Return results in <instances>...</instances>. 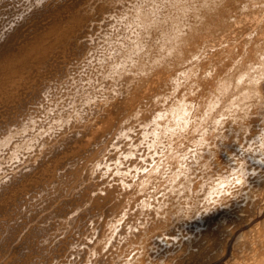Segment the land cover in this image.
Returning a JSON list of instances; mask_svg holds the SVG:
<instances>
[{"label": "bare ground", "instance_id": "1", "mask_svg": "<svg viewBox=\"0 0 264 264\" xmlns=\"http://www.w3.org/2000/svg\"><path fill=\"white\" fill-rule=\"evenodd\" d=\"M124 1L125 0H0V264H174L173 262H174L175 259H176V261H175L176 264H207V263L208 264H264V229L262 227L264 225V216L262 217L261 221H258L257 225L252 226L253 228L250 227L251 229H248V227L246 226L248 230H241L242 233H238L237 232L239 229H242V227H244V225H245L244 222H249V224L251 223V225H253L252 221L254 219L258 220V218L260 216L264 215V211H263L264 204H262V202L264 201V200L262 201V198L264 197V180L261 179L262 178L261 176H263L264 173L261 176H260L261 173L259 175H255V176H257L256 178H258V180L255 179V180L258 181V184H257L258 188H256L258 190H254L255 188H253V187L256 186V184H254L255 182L254 183L252 182L251 185L254 184L253 186H251L253 189L250 188L248 193L247 192L245 193V194H247L246 195L247 197L245 196V198L252 199L249 202L250 204H248L249 200L245 199L247 201L246 205H244L241 202L243 204V208L241 206L238 207L240 209L236 210V208H235L236 211H238V210L240 211L239 213H241V212H243V213L238 214V212H237V215L231 214V217H234L232 219H235V220H232L233 223H235V225H232V226L229 225V226H230V228L231 227L234 228L233 226H236L235 229H229L228 228V230L227 229L223 230V228L221 227L220 224L224 220H221V222H220L218 218L214 217L215 213L213 214L210 211H208L206 213V211H207V209L209 207H207L206 210H204L205 214L201 213V211H203V210H201V208H200L201 211L197 212V214H196L197 215V220L199 218L198 224L200 223V225H198L196 223V226H194L193 224H192V226H189L190 223H191L190 222L191 221V217L188 215L189 218H190L189 225H187L185 223L184 224L189 226V227H195L193 229L195 231H193V232L191 231L192 233L190 231H186V227L187 226H185L184 224H183L184 227H181L180 230L183 229L184 231L191 233L194 236V237L192 236L193 237L192 240L194 239L193 241H190L191 240V234L185 233V235L188 236L187 238H189V236H190L189 241L194 243L196 246L198 244L201 245V246L198 245L199 249H197L196 246L193 245L196 248L195 252H193V250H192L193 253L190 252L191 251L190 249H193V248H191V246H189L190 247V249H189L190 251H188V252H190L191 254L189 255L190 257L187 256L188 258H186V256H185V259H184V257L182 258L183 255L181 256V254L179 255L178 253H177L178 256L176 255L177 257H174L175 254H176L175 250L173 252L172 249H169V250H172L171 251L172 254L175 253L173 256H171V254H168L167 252H165L166 250L164 248V245H163V249H160V247H159V250H160V252L165 250L164 251L165 253L164 254L157 253L156 252L157 251L156 247L158 248V244L160 245V243L156 244L157 246L156 245L154 246V248H155L154 250H156V251L152 250L151 249L152 247L151 248L149 247V246H153L152 243H151V245L148 246V248L146 247V249H147L146 250L144 248V246H146V245H144L143 241H144V239H146V240L148 239L149 232L151 233V231H152V230L148 231L149 230L148 228L150 227L151 229H153L152 227L156 226L155 224H153L154 226L151 224L154 221L149 222L147 220L149 222V224L152 225V227L148 226V223L146 221H142L143 217H140V216H139V218H141V221L138 219L139 220L138 222L140 224L139 223L137 224V221L132 222V220L135 218L134 216L137 215V217H138V214L133 216L132 213H131L132 211L131 212L129 211V210H131V209H128V206H129V203H130V199L128 198L129 200H127V199L121 197V195H116L115 192L113 191V190H116V189H114L113 187H108L109 185L108 186L106 185L108 183V181H105V179H106L107 174H111L110 171L116 170V173L120 174V175H118V174L115 173L116 177L118 175V176H120L122 178L124 176L122 174H126L128 172V175H129L130 172L133 173V170H131L132 169L131 166H132L133 163L130 162L129 167H127V168L125 167L127 164L125 166H124V164H125L126 161L128 163V160L131 161V160L135 159L133 156L138 153L139 150H137V147L139 148L140 144H136L137 140L133 141V142L131 141V140H135L134 139L135 132L130 133V131L131 130L132 131H136L137 130L136 129L137 126H135V130H133L135 123L133 125H131L129 123H130V119H132V122H133V118L136 119L137 121L139 120L140 117L137 118L138 114H139L138 111L142 110V112H143V108H145V110H146V107H144V105H143V108L141 110L138 109V105H137V109H138V111H137V109H135L136 107H133L135 104H133V106H132V104H130V105L125 104V100H127V99L123 100L124 102H122V100L120 99V101L122 103L121 102L120 103L116 102V104L115 103L113 104L111 101H114L115 99L112 100V98H115L117 95L122 94L120 92V90H121L120 86L122 84L119 85V84H117L116 81L118 79H120L121 77H123V76L125 77V79H126V76H128V77L132 76L131 73H133V72L136 73V76L138 75V73L139 74H147V73L149 74L154 69H155L154 70V72H155L156 69H158L159 66L161 67L162 66L161 64L164 61H166V60L163 61V59H165L164 57L171 58L170 56H173V54L175 55L176 53H178L177 50H179L180 47H181V46L179 47V45L186 39V33H187L186 31H184V30H186V28L183 30V27L186 25V23H185V25L183 27L181 26L180 23H183L182 22L183 21V19H182L183 17L182 16L185 14V12H187L186 9L189 8L188 4L191 3V2L189 3L190 0H159V1L158 0L157 1L156 0H141V1L136 2V3H135V0H132V1L128 0V1L131 2V4H132L133 1L135 3V4H133L131 6L132 11H130L129 9H126L127 7L125 5H124L125 7L123 6V4H125ZM128 1H127V4H129ZM197 1L198 0H196V2ZM201 1L203 2V4H201V5L204 8L202 10H200L201 9L199 7L200 5L196 6L197 4H196V2L194 0L193 2H195V4H196L195 6L199 7L200 11L198 9H196V10H198V12L195 11L194 10L195 7L192 6L194 8L192 10L193 13H189V14H194V11H195L196 12L195 16L196 15H198V16L197 17L194 16V17L196 19H198V20L203 19L205 16L210 15V14H212L214 12H218V9L220 8V6L222 4L224 5L225 4L224 2H226V0L225 1L224 0H201ZM201 1L199 3H201ZM234 1H236V0H234ZM234 1L232 0V2L231 1L230 2L233 4ZM254 3H252V4H254ZM162 4H163V7L165 6L166 7L165 9L168 10V11H165V12H168V13L167 14L165 13V15H163L162 18H164L166 21L168 20V22H166L164 19H161V17H160L161 14H164V13H159V12L160 11L162 12V10L164 8L162 7V10H160L158 12V10L161 9V7L159 8V5L162 6ZM263 4H264V2H263ZM223 5H222V7H224ZM244 5L246 6V4H244ZM119 6L124 7L126 10L124 8H123L124 10H121V7H119ZM250 6H251V4H250ZM117 8H119V9L117 10L118 12L116 13L115 10ZM242 8H244V7H242ZM225 9H226V6H225ZM236 9L237 8H235V10ZM260 9H261V7H260ZM190 11L191 10H189L188 12H190ZM201 11H203V12H201ZM222 11H223V9H222ZM254 11L255 10H253V12ZM188 12L186 13L187 15H189ZM114 13H116V14L114 15ZM220 13H222V12L220 11ZM256 13H257V11H256ZM158 14L160 16H158ZM186 14H185V16H186ZM256 15L258 16V14H256ZM256 15L254 14V16H256ZM254 16L252 15L250 17L254 18ZM111 17L113 19L114 18L117 19V20L115 19L117 21V25H116V21L112 19L115 22L114 26H119V24H121L122 22L123 23L125 22L123 24V26H125L124 30H126V31L129 30V32L127 31L128 33H126L127 34L126 36H125V34H122V32H121L122 38H123V36L126 39L129 37L128 40H126L124 38L125 40L123 39L122 42L119 41V40H121V38H119L118 41H119V43H122V45L121 44L118 45V43L116 44V37L113 40V41H115L114 42L116 44L115 46H117V45L119 46L115 50L116 55H115V53L113 51L114 47L109 45V44H111L113 38H111L112 36L110 37L109 36L110 33H108V32H113V30L116 31L115 29H113V30L111 29L112 31L111 30H107V31L105 30V33L102 34L104 36H99L98 37V38L102 37L103 41L106 42L105 43L106 45H102L103 47L105 46L104 49L101 48V49H103L102 51L100 50V48L98 49L99 51H97V47L98 46L100 47L101 44H103V41H98L99 39L96 38L97 34H98L97 32L100 31L101 30L100 28L103 26L101 23L104 20H106V18H107V20H110ZM187 17H184V19L185 18L187 19ZM189 17H191V15ZM194 17H192V18H194ZM221 17L224 18V16H222V15H221ZM262 17H264V16L262 15ZM262 17L260 18L261 20H263ZM180 18L182 20H179ZM195 18H194V20H195ZM219 18H220V16H219ZM234 18H235V16H234ZM246 18L248 19L249 16H246ZM160 19L162 20V25H163L164 22L170 24V27H169V26H166L165 23H164V25L167 27V28H165V30L167 31L168 27L170 29L167 32L166 31L163 32V30H164V28H163L164 26H163L162 27L163 29L161 30L162 31L161 32L162 35L160 37V40H159V37L157 39V42L159 40V43L162 40L160 47L162 49H164V51L160 47H158L159 43L157 44L156 42H154V40H153V42L155 44H153L152 42H148L147 41L148 42L147 43V42L143 41V39L145 40L147 38V37H145V34L148 35L149 31H152L151 30L152 27L155 26L156 29H157V27L160 29V27H159V24L161 23V21L159 23ZM216 19H218V18H216ZM225 19H226V17H225ZM247 19H244V20H247ZM123 20H125V21H123ZM198 20H195V21L198 22ZM213 20L216 22L215 19H213ZM213 20L211 19L212 22H213ZM232 20H233V18L231 19V21ZM236 20H237V18H236ZM257 20L261 21L259 19H257ZM120 21H122V22H120ZM202 21H201V25L200 26L204 25V24L202 25ZM223 21H224V19H223ZM234 21H235V19L232 22H234ZM237 21H235L234 25H237L236 24ZM252 21L253 20H251V22ZM105 22L106 21H104V23ZM196 22L195 23L194 22H190V23H187V24H190L189 26H191V29H192V26L194 24H196ZM229 22L230 21L228 19V23L227 24L223 23V24L228 25ZM191 23H194V24L191 25ZM207 23H209V22H207ZM237 23H240V22H237ZM248 23H250V22H248ZM262 23H263V21L260 24L263 25ZM199 24H200V21H199ZM109 25H111V24H109ZM162 25L160 24V26H162ZM229 25H231V24H229ZM252 25H253V22H252ZM186 26H188V25H186ZM197 26H198V24H197ZM211 26H212V24H211ZM211 26H209V28ZM260 26H258L259 29H260ZM231 27L229 29L226 26V28H228L227 30L224 27L225 28L224 31L225 30L226 31L231 30ZM114 28H117V27H114ZM120 28L122 29V27H120ZM134 28H137V30L139 29V31L135 32ZM188 28L190 29V27H188ZM195 28H196V25L193 28V30ZM199 28H201V27H199ZM219 28H221V27H219ZM254 28H255V26L251 29V31L254 32ZM103 29H105V26H103ZM107 29H109V28L107 27ZM189 29L187 30L188 32H189ZM197 29L198 28H196L195 30L197 31ZM213 29H214L213 31H216V29L214 27H213ZM222 29H223V27H222ZM259 29H258V31L263 33L262 30H264V29H262V30H259ZM193 30H192V32H190L191 35L194 33ZM219 30H221V29H219ZM119 31L117 29L118 33H119ZM182 31H184V32H182ZM251 31H249L248 34H250ZM101 32H102V30H101ZM125 32L123 31V33H125ZM133 32H134V35H131ZM203 32H201V34H203ZM210 32H211V30H210ZM234 32H235V30H234ZM253 32L251 33L252 36H253ZM115 33L113 32V33H111V35L115 34ZM159 33H160V31H159ZM190 34L188 33V36ZM201 34L199 33V36ZM211 34H213V33H211ZM225 34H227V33H225ZM232 34H233V32L231 33V35ZM248 34L246 36L247 39H248ZM257 34L259 35V33H257ZM155 35H157V34H155ZM191 35L189 37L192 39L193 36L191 37ZM113 36H115V35H113ZM188 36H187V38H188ZM215 36H220V35L216 34ZM236 36H238V35H236ZM242 36H243V33H242ZM262 36H264V35H262ZM143 37H145V38H143ZM148 37H149V35H148ZM209 37H210V34H209ZM211 37H212V35H211ZM232 37H234V36H232ZM246 37H245V39H246ZM117 38H118V36H117ZM152 38H153V36H152ZM204 38L205 37H203V39ZM243 38H244V36H243ZM253 38H254V36H253ZM263 38H261V39H263ZM96 39H98V40H96ZM154 39H156L155 36H154ZM224 39L226 40L225 37L224 38L222 37V42H223ZM239 39H240V37H239ZM239 39H235V40H237V42H240V41H238ZM148 40H150V38ZM192 40L194 41V39H192ZM195 40L198 41V39H196V38H195ZM204 40H206V39H204ZM213 40L215 41V39H213ZM213 40H211V42ZM218 40H220V39H218ZM232 40H233V38H232ZM250 40L248 39V41H250ZM187 41L189 42V40H187ZM207 41H208V39H207ZM97 42H102V43L100 44V43H97ZM203 42H205V41H203ZM208 42H210V41H208ZM213 42H212V44H213ZM235 42H231V43H235ZM247 42L245 44H247ZM250 42L252 43L253 41L251 40ZM114 43L112 45H114ZM144 43H145V45H148L149 43H150V45L151 44L158 45V46H155V48L157 49V47H158L157 50H158V54L159 55L161 54V52H164V54H163L164 57H162L163 59L154 57V59L149 60V62L147 61V59H148L147 58L146 59V61L148 62L147 64H145L144 62H141L142 57H140V56H142V55H140L138 53L140 51L144 52V50H143V48H145L144 47L145 46ZM218 43H220V42L218 41ZM229 43H227V45ZM214 44L217 45V42L216 43L214 42ZM253 44H254V42H253ZM256 44L253 45V48H254V46ZM205 45H206V47L209 46L207 44H205ZM220 45L221 44H219L217 46H220ZM241 45H242V48H244L243 44H241ZM247 45H250V44H247ZM257 45H259V43ZM263 45H262V47H263ZM109 46L113 47V48H109ZM189 46H191V45L189 44ZM217 46H216V48H217ZM150 47L152 48V45ZM178 47H179V49H177ZM231 47H229V45H228L229 49ZM236 47H237V44H236ZM108 48H109V50L107 52ZM151 48L149 49V47L147 48V46H146L147 50H151ZM159 48L161 50L160 53H159ZM197 48L199 49L198 46H197ZM213 48H211V49H213ZM246 48H247V46H246ZM246 48H244V49L246 50ZM253 48H251V49H253ZM206 49L207 48H205V53L206 54L203 56L204 61H205V59H207L209 57V55L207 56ZM233 49H234V47H233ZM255 49H254V51H255ZM259 49H260V47H259ZM104 50H106V51H105V53H102L103 55H99L98 54V52H100V51L103 52ZM216 50L218 51V49H216ZM112 51H113V53H111ZM146 51L144 52V54L147 53ZM192 51H193V48H192ZM198 51H195V52H198ZM202 51H203V46L201 47V52ZM209 51H212V50H210V47H209ZM224 51L225 52L228 51V53L230 52V50H224ZM239 51L240 50H237V52H239ZM257 51H258V49H257ZM263 51H264V48H263ZM263 51H260V52H263ZM153 52H152V54H153ZM234 52L236 54V51H234ZM246 52H244V50H243V54H245ZM251 52H253V50ZM155 53H157V52L155 51ZM212 53H213V51H212ZM228 53H225V54H227V57H228ZM254 53L255 54H259V53H256V52H254ZM110 54H111V56H113V54H114V57H111L112 60L109 62L110 58L108 57V55H110ZM137 54L139 55L141 60H139L138 56H135ZM147 54L151 55V53H147ZM184 54L182 53V55H184ZM186 54H188V52ZM189 54H190V51H189ZM193 54H194V52L192 53V55ZM215 54H218V52L215 53ZM243 54H240V55L242 56ZM146 55H144L145 58H146ZM202 55H203V53H202ZM202 55H200V56H202ZM222 55H224V54H222ZM260 55H256L255 58L257 56H260ZM179 56H180V54H179ZM195 56L197 57V55H195ZM205 56H207V58H204ZM229 56H231V55L229 54ZM244 56L245 55H243V57ZM249 56H250V54H249ZM136 57H137L138 61L141 62V63L138 62V64H137ZM147 57H149V56H147ZM187 57L190 58V56H187ZM198 57L195 59V62H197ZM224 57H226V55H224ZM227 57H226L225 61H227ZM243 57H241V59ZM183 58H185V56ZM193 58H195V57H191L192 61L194 60ZM211 58H213V57H211ZM236 58H235V60H236ZM172 59L174 60L175 58L172 57ZM178 59H175V62H176V60L178 61ZM203 59L201 60V62L203 61ZM220 59L222 60L223 58H220ZM229 59H230V57H229ZM259 59H261V58H259ZM143 60H144V57H143ZM173 60H172V62H173ZM180 60H181V64H182V61L183 60L185 61L186 59L182 60V58H180ZM214 60H215V58H214ZM216 60H217V58H216ZM251 60H253V59H251ZM167 61H168V59H167ZM192 61L190 60L189 62L191 63ZM217 61H219V58H218ZM238 61L240 62V60H238ZM244 61L246 62L247 60H244ZM257 61H258V59H257ZM257 61H256V64H254V65L252 64L253 62L250 63V64H252L253 66H255L254 68H256V65H258ZM189 62H187V63H189ZM210 62H209V64H210ZM215 62H214L213 65L210 64L212 66V69H214V67H216V66H214ZM233 62H234V58H233ZM233 62L231 64H233ZM167 63H169V62H166L165 66H167ZM187 63L184 62V64H187ZM235 63H234V65H236ZM197 64L196 65L194 64V66L196 68H197V66H201V65H197ZM199 64H201V63L199 62ZM206 64H207V62L205 63V65ZM209 64H207V65H209ZM224 64L226 65V63H224ZM224 64L221 66L222 68H223ZM231 64H229V66ZM260 64L261 63L259 62V65ZM174 65H176V63H174ZM216 65L219 66V63L216 64ZM241 65H243V64H241ZM241 65H240V67H241ZM247 65H249V64H247ZM247 65H245V66H247ZM259 65L257 67L261 66V65L260 66ZM170 66L171 65H168L169 68H170ZM184 66L183 67L181 66V67L184 68ZM194 66H190V67H194ZM202 66H203L204 70L206 71V73H208L207 69L205 68L206 66L205 67H204V65H202ZM237 66H238V64H237ZM168 67H167V69H169ZM186 67H187V65H186ZM248 67L249 66H247V69H245L246 71L248 70ZM185 68H184V71L182 69H181L182 71L180 70L181 74H183V76H184V74H185V76L186 75L189 76L190 71H189V74H186L187 72L184 73L186 71ZM224 68H226V67H224ZM232 68H231V70H232ZM170 69H169V72H170ZM187 69L189 70L190 68H187ZM200 69L201 68H199V70ZM209 69H211V67ZM234 69L235 68H233V70ZM251 69H252L251 72H257V71L260 72L259 70L254 71L255 69L253 70L252 67H251ZM258 69H260L261 71H264L263 70L264 69V65H262L261 68H258ZM199 70L197 69V71H199ZM211 70H210V72L213 71V70L212 71ZM216 70L218 71L217 67H216ZM237 70L239 71V69H237ZM172 71H175V70H172ZM195 71H196V69H195ZM202 71H201V73H202ZM222 71H223V69H222ZM225 71H229V70H225ZM230 71H229V73H236L237 72L236 70H235V72H230ZM99 72H100L101 75L99 74ZM192 72H193V75L196 73V72L194 73V71H192ZM210 72H209V75L206 74L208 77L211 75ZM245 72H244V74H245ZM249 72H250V68H249ZM198 73L199 72L196 73L197 77L200 75V74L198 75ZM226 73H225V75L229 74V73L228 74H226ZM247 73H246V75H248L250 77V79L247 78V79H249L248 81L246 80L248 82V84H249V81L251 83H253L254 85H255V83L257 84V82L262 83V84L264 83V81L262 82V80H264V79L260 80L261 77H259L260 75L258 73L257 74L259 76L255 75V73H253V74L252 73H248L247 74ZM152 74L153 73H151V75ZM173 74H174V72H173ZM196 74H195V77H196ZM242 74H243V72L241 71V75ZM156 75H158V74H156ZM170 75H172V74H170ZM178 75H180V73ZM178 75L176 74L177 78L179 77ZM206 75H205L204 78H206ZM136 76L134 74L135 78H136ZM149 76L150 75H148L146 77H149ZM164 76H166V75H164ZM164 76H163V78H164ZM176 76H174V77H176ZM181 76L182 75H180V77ZM216 76H217V74H216ZM232 76H230V77L227 76V78H226V76L223 75V79H220V78H222V76H220V74H219L220 78L218 80H216L217 78L213 77V79L215 78L216 83H214V84L212 83L213 84V88L212 89H213V91L214 90L217 91L216 93L218 94V95H215V94L212 93V95H214V96H212L213 99L211 98L213 100V102H214V97L215 96L219 97L220 93H218V90L219 91L220 90L223 91L227 87L228 83L227 82L225 83V81H227V80H224V79H228V78L230 79ZM242 76L240 77V75H239V78H238V76H236L237 77L236 80H238V81L235 80L234 83H237V82L239 84L242 83L243 79H246L244 77V75H242ZM134 77H132V78H134ZM140 77L143 78L142 75L139 76V79H140ZM160 77H161V74H160ZM109 78L110 79H114V81L116 82L114 84L112 83L113 84L112 85L113 88H114L115 85L116 86L118 85L120 87V89H119V87H117V89H116V86H115V88L113 90L115 92L114 94H116L115 97L111 96V95H114V94L109 92V91H112L109 88L110 87L109 85H111L109 83H111V81L110 82L109 81H105L106 79L108 80ZM130 78H129V80H130L129 82H131L132 80H135V79H132V78H131L132 79L131 80ZM150 78H151V76H150ZM171 78L173 79V77H171ZM171 78H170V80H172ZM186 78H188L186 80H190L189 77L186 76ZM191 78H192V75H191ZM199 78L200 77H198L197 79H199ZM204 78H201V79L206 81L207 78L206 79H204ZM233 78H231V79H233ZM262 78H264V76ZM147 79L148 78H146V80ZM180 79H183V78H180ZM180 79H179L180 84L178 85V87H180L181 82L185 83V81H186L185 77L183 79L185 81H180ZM229 79H228V82L230 81V83H231V81H233V80H229ZM136 80H138V79L136 78ZM149 80H151V79H149ZM122 81L124 82L125 80H122ZM144 81H145V79L142 81L143 84H144ZM192 81H193V78H192ZM223 81H224V83H223ZM120 82H121V80H120ZM140 82H141V80H140ZM145 82H146L145 84H147V81H145ZM152 82H153V79H152ZM152 82L148 83V86L146 85L147 88L145 87L146 91L149 90L150 93H152L151 91L154 89L153 86H155V85H153L154 82L153 83ZM160 82L161 81L159 80V83ZM164 82L166 83L167 81H164ZM174 82H175V80H174ZM174 82H171V83H174ZM247 82H245V84ZM155 83L157 84L158 82L156 81ZM195 83H198L197 80L195 81ZM200 83H198V85ZM130 84L134 85L135 83H134V81H132L131 83H129V85ZM145 84L143 85V87L145 86ZM262 84H259V85H262ZM126 85H127V83H126ZM160 85H162V84H159V86ZM168 85H171V84L169 83ZM195 85L196 84H194V86ZM198 85H196V86H198ZM254 85L250 84L248 86L253 87ZM135 86H137V85L135 84ZM172 86H174V85H172ZM172 86H170L171 89H172ZM184 86H185V84H184ZM209 86L212 87V85H209ZM209 86H208V88H210ZM231 86H232V84H231ZM239 86L236 85V87L240 89ZM140 87H138V88H140ZM182 87H183V85H182ZM195 87H192V89L195 88ZM203 87H204V85H203ZM230 87L228 85L227 88L229 89ZM250 87H248V88L250 89ZM257 87H258V85H257ZM257 87H255V88H257ZM261 87H263V86H261ZM131 88H133V87L131 86ZM131 88L128 86L127 88H125V91H126V89H131ZM145 88H143V90ZM161 88H163V86ZM166 88H168V87L166 86ZM176 88H177V86H176ZM176 88H173V89L175 90ZM199 88H200V85H199V87H197V89H199ZM208 88H206V89H208ZM235 88H233V91H235ZM237 88H236V90H239ZM133 89L135 91H139V90H136L137 88H133ZM177 89L176 90L179 91V89H181V87L177 88ZM197 89L195 90L194 93H196ZM201 89H203V88H201ZM143 90H142V96H143ZM176 90L174 92H176ZM254 90H255L254 93L256 91H259L258 89L257 90L254 89ZM159 91H162V90L160 89ZM225 91H227V90H225ZM225 91H224V93H225ZM249 91H251L250 95L253 96V94H254L252 92L253 90H249ZM127 92L130 93L128 90H127ZM157 92H158V90H157ZM174 92L172 91L171 93H173V95H174ZM188 92L192 93V90L191 91L189 90ZM198 92H200V91H198ZM206 92H207V90H206ZM242 92L244 93L245 91L242 90L240 92L241 93L240 94V98H241ZM246 92L244 93V97L249 98L251 100V101L249 100V102H252V99L250 97H248L249 95L246 94ZM259 92L256 93V94L259 95ZM153 93L156 95L154 90H153ZM160 93L161 92H159V95H161ZM166 93L168 94L167 91H166ZM194 93H192V94L194 95ZM224 93L222 92V94H224ZM226 93H228V92H226ZM235 93H233V94H235ZM262 93L264 94V92H262ZM262 93H260V94L262 95ZM134 94H135V92H134ZM145 94H148V93L145 92ZM175 94L177 95V93H175ZM203 94H199V95H203ZM210 94H211V92H210ZM157 95L155 97V96H153V94L152 95L150 94V96H153L154 98H156V102H157V99H159L157 97ZM162 95H164V93H162ZM162 95L160 96L161 100H162ZM179 95H181V94H179ZM188 95L189 94H187V96ZM237 95H238V92H237ZM123 96L126 97V95H123ZM165 96H169V95L165 94ZM182 96H183V91H182ZM185 96H183L184 98H179V96H178L177 98H179V99H177V101L175 99H173L174 98L173 96H171V97H173L172 99L175 100L176 102L173 103V104H170V105L168 103H166V104L169 105V107L166 106L167 109H165L166 108L165 106H164L165 108L162 106L163 107V112H160V110H158V112L156 113L155 111H152L149 108L152 111V113L154 112L156 114L155 115L154 114L151 115L153 117L152 118L149 117L150 119L148 121L147 120L143 121L144 120V117H143L142 120H139L137 122V125L141 121L144 122L142 124V128L141 129H139L141 127L140 126L141 124L138 125V126H140V127H138L139 132L141 130V134L143 136V139L146 141V142L144 141L145 143H142L141 142L142 139H141V137H139L140 141L138 140V142L142 143V146H143V144H147L146 145L147 147H145V148H148L149 150L151 149L150 151H152L154 149V151L157 152V150H155V149H158L157 146H159V145H157V144L160 143L164 138H166L163 135L169 133L167 135L168 136L171 135L170 136V139H171L173 137L172 134H176V132L179 130L178 129L179 126H180V128H185L184 121L186 120V118H188V116H187L189 114L188 111L191 110V113H192V109H190L189 107L191 106V103L193 102L192 99H194V97L192 99L190 98L192 100V102L190 100L188 102L187 99H185L186 98ZM238 96L234 95V98L238 97ZM256 96H254L255 99H257ZM138 97H140V96L137 95V99H139ZM169 97H167V99ZM197 97H199L198 94H197ZM205 97H207V96L205 95ZM208 97L207 98L210 99L211 96H208ZM258 97L262 98V97H260V95ZM121 98H123V97H121ZM135 98H136V96H135ZM144 98H146V97L144 96ZM187 98H189V97H187ZM201 98H202V96H201ZM221 98H223L222 95H221ZM240 98H239V100L243 99V98L242 99H240ZM247 98H246V100H247ZM259 98H258V100H260ZM132 99L134 100V97ZM163 99H165V97ZM203 99H201V100L203 101ZM218 99L219 100L216 99L217 103L216 102L215 103L218 106H220L221 105L220 97ZM140 100H141V98H140ZM195 100H197V99H195ZM195 100H194L193 107L195 106ZM201 100H199L198 102L200 103ZM258 100H256V102H258ZM263 100H264V95H263ZM117 101H118V99H117ZM147 101H149V98L147 99ZM154 101L155 100L152 99V102H154ZM162 101H164V102L168 101L169 102L170 100H166L165 99V100H162ZM205 101H204V103H205ZM218 101L220 102L219 104H218ZM235 101H236V103L234 102V100L232 101L233 103H235L233 105L234 107L237 104L238 100H235ZM164 102H162V103L164 104ZM245 102L243 101L241 103H245ZM144 103H145V99H144ZM144 103H140V104H144ZM158 103H156L155 105H157ZM188 103H190L189 107H188V105H189ZM207 103H209V106H210V100L209 101L207 100ZM239 103H240V101H239ZM259 103H260V101H259ZM259 103H258V106H259ZM261 103H262V100H261ZM211 104H212V101H211ZM247 104H249V103L246 102V105L245 104H242V105H245V107H247ZM263 104H264V102H263ZM145 105H147V104L145 103ZM215 105L213 103V106H215ZM231 105H230V107L232 108ZM256 105H257V103L255 104V106ZM260 105H262V104H260ZM107 106L109 108H107ZM147 106H149V104ZM158 106H161V104L158 105ZM207 106H208V104H207ZM213 106L211 107V109L213 108L215 110V108ZM218 106H216V107H218ZM226 106H227V104H226ZM226 106L224 107L225 110L222 108L224 110V113H228L226 110L229 109V108L227 106V109H226ZM241 106H240V108L242 109L243 107H241ZM251 106L253 107L254 105H252V103H251ZM262 106H264V105H262ZM262 106H260V107H262ZM197 107H200V106H197ZM220 107H222V106H220ZM252 107H251V110H253L255 108V107H253V108ZM154 108H152V109H154ZM158 108L162 109L160 107H158ZM209 108L205 107L204 109L208 110ZM240 108H238V110H239V112L241 111V113H242V110H244V109L240 110ZM248 109L250 111L249 107H248ZM258 109H259V107H258ZM203 110L201 112H203ZM245 110L246 111L244 112V114L249 112L247 110V108ZM255 110H253V111L255 112ZM259 110H261V112L263 111L262 108L259 109ZM193 111H194V109H193ZM196 111H198V110H196ZM205 111L206 110H204V113H202V115L206 113ZM229 111H231V109H229ZM235 111H236V109H235ZM194 112H193V116L195 115ZM201 112H200V114H201ZM215 112H216V110H215ZM215 112H213V113L216 114ZM221 112L223 113L222 110H221ZM231 112H234V109ZM239 112H236V113L238 114ZM261 112H259V113H261ZM144 113L147 115L146 111ZM197 113H196V117H198V119H199V115L197 116ZM213 113H212V115H210L211 118L214 115ZM253 113H252V116L254 118V115L256 113H254V115H253ZM207 114H209V112ZM229 114H226L227 115L226 118L229 116ZM237 114H235V117L233 115L232 116L236 119ZM244 114L242 113L241 116H243ZM140 115H141V112H140L139 116ZM217 115H219V117H220V114H217ZM221 115L225 116V114H221ZM246 115L248 116V114H246ZM204 116L205 115H203L201 117L204 118ZM222 116H221V118H218L216 116L219 121H217V119L216 120L214 119L215 122L217 121L219 123L220 126L217 125L218 127L222 126L221 123H220L221 120H222ZM224 116H223V119H224ZM232 116L230 115V117H232ZM245 116L241 117V119L244 118ZM258 116H260V115H258ZM261 116L264 117V113ZM196 117H195V120H196ZM237 117L239 119V116H237ZM249 117H251V116H249ZM192 118H194V117H192ZM207 118H206V120H207ZM214 118H215V116H214ZM259 118H260L261 121L264 120V119H261V117H259ZM190 119H191V117H190ZM235 119H234L235 122L239 121L238 119H236V120ZM209 120L211 121V119H209ZM209 120H207L206 122L208 123ZM212 120H213V118H212ZM214 120H213V122H214ZM248 120L251 121L252 119L249 118ZM253 120L256 121L257 118L253 119ZM128 121H129V123H128ZM187 121H189V120L187 119ZM198 121H201V119L198 120ZM198 121H197V123H199ZM224 121L225 120L222 121L223 122V126L222 127H224V128H225V126L228 127V124L226 125L227 122H225V126H224ZM250 121H248V122H250ZM134 122H135V120H134ZM193 122L195 124L196 121L193 120L191 123L193 124ZM248 122H244V123L246 124ZM200 123H202V121ZM212 123H210V126L212 125ZM230 123H229V126H230ZM239 123L240 122H238V125H239ZM259 123H260V121H259ZM259 123H258V125H259ZM183 124H184V127L182 126ZM194 124H193V126H194ZM203 124H204V122H203ZM241 124H243V123H241ZM205 125H203V126L206 127ZM249 125H250V127L252 129V126H251L252 124L249 123ZM254 125L255 124H253V127L256 128V130H257V126L255 127ZM260 125H259V129H261ZM263 125H262V131H263V128H264ZM187 126H189V125H187ZM203 126H202V128H203ZM212 126H215V127L212 128ZM212 126H211V128L209 126H207V128H210L209 129L210 131H206V130H204L202 128L201 129L206 131L207 133L209 132L208 134L210 135V133L212 132L211 130L212 129L214 130V128H216V124L214 123ZM195 127L197 128V126H195ZM222 127H221V129H223ZM232 127H235L234 123H233ZM175 128H176L177 131L174 130ZM230 128L231 127H229V132L228 133L232 134L230 131L234 132V130H233V128H232V130H230ZM240 128H243V126H241V127L239 126V129ZM245 128H246V126H245ZM185 129L187 130V128H185ZM216 129H218V128H216ZM216 129L213 131V133L214 132H216V133L218 132L219 129L217 131H216ZM239 129H236V130H239ZM248 129H247L246 132L250 131ZM191 130H194V129H191ZM198 130H200V129L198 128ZM173 131H175V133ZM181 131H183V129ZM188 132H190V131H188ZM192 132H191V134H192ZM200 132H201V130L199 131V133ZM223 132H224V129H223ZM241 132H245V131L243 130ZM254 132H255V130H253V133ZM137 133H138V130H137L136 134ZM187 133L185 131L186 135H187ZM194 133H196V132H194ZM213 133H212V135H213ZM222 133L219 135V137L223 136ZM228 133H226V134H228ZM234 133H237V131L234 132ZM250 133L251 132H249V134ZM253 133H251V134H253ZM132 134H133V136H132ZM257 134H258V132H257ZM263 134H264V132H263ZM161 135L164 137L163 139L161 138L162 137ZM167 135H165V136H167ZM201 135H203V133H201ZM215 135H213V136L215 137ZM253 135L251 136L252 137L251 139H254ZM179 136H177V138ZM187 136L190 137V135H187ZM200 136L198 135L196 137L197 138L196 140L198 141L197 146L198 145L199 146L202 145V147H203V144H204L203 140L200 139V140H202V142H201L198 139V137L199 138L202 137V136L201 137ZM206 136L207 135H205L204 137L207 138ZM231 136L229 138H231ZM243 136H245V138L247 137L246 135H243ZM255 136H256V134H255ZM175 137L176 136L174 135V138ZM180 137L183 139L181 141V143L183 142V144L185 146L186 143H184V140H186V139L183 138L182 136H180ZM217 137L215 139H218ZM233 137H234V135H233ZM261 137H262V135H261ZM174 138H172V140H175ZM191 138L190 139L188 138L187 142H188V140L190 142ZM248 138H250V135L248 136ZM259 138H260V135H259ZM263 138H264V135H263ZM125 139H131L130 141L132 143L129 144L130 143V141H129V143H128L130 145V146H128L129 148H127V145L126 146L122 145L123 147L125 146V149H123L122 146H120V145H121V143H123V141ZM220 139H221V137H220ZM235 139H236V137H235ZM251 139H250V141H252ZM179 140H181V139H179ZM194 140H195V138H194ZM213 140H214V138H213ZM213 140L211 139L212 145L217 146L218 144H214ZM222 140L223 139H221V141H220V144H219L220 146H222V144L224 143V142L221 143ZM227 140H228V138H227ZM227 140H226V144L228 142V146H229V142L230 141H232V142L234 141V140H230V141H227ZM255 140L256 139H254V143H255V145H257ZM263 140H260V142H262ZM176 141H178V140L176 139ZM211 141H209V143ZM237 141H239V140L237 139ZM248 141H249V139H248ZM257 141H258V138H257ZM165 142L168 144V140L167 139H165ZM172 142H174V141H172ZM172 142L170 144L173 145ZM200 142H201V144H200ZM206 142L208 143V141H205V143ZM242 142H243V140H242ZM209 143L207 144V146L209 145ZM216 143H218L217 140H216ZM240 143H241V141H240ZM240 143L238 145L239 147H240ZM246 143H247V141H246ZM250 143H252V142H250ZM250 143H248V144L250 145ZM254 143H252V144L254 145ZM125 144H127V143H125ZM160 144H162V143H160ZM174 144H175V142H174ZM235 144H237V143L235 142ZM166 145L165 146L162 145V147H164V148L166 147L167 148ZM219 145L217 146V149L219 148ZM231 145H233V144H231ZM244 145L245 144L243 143L242 147ZM168 146L171 147V145H169V144H168ZM180 146H182V145L180 144L178 146L179 149L177 147L175 149L176 150L177 149L180 150L182 148L180 150L182 152L184 146H182L181 148H180ZM188 146H190V145H188ZM205 146H206V144H205ZM211 146H209L210 147L209 155L212 152H214V154H217L213 150V148H212L213 146L212 147ZM257 146H259V144ZM262 146H264V142L262 143ZM262 146H259V147H261V149H264V147L262 148ZM174 147H175V145H174ZM190 147H192V145ZM248 147H250V146H248ZM248 147H246V149ZM195 148H197V150ZM195 148H194V151L197 152V151H199L198 149H200L201 147L198 148V147L195 146ZM228 148H227V151H228ZM231 148H233V151L236 149V147H235V149H234V147H230V149ZM254 148H253V151L256 152V149H254ZM167 149H170V148L168 147ZM175 149L173 150V152H171L172 154L176 153ZM185 149L188 150L187 148H185ZM211 149L213 151H211ZM215 149H216V147H215ZM222 149H224V147ZM225 149H226V147H225ZM230 149H229V151H230ZM237 149H240V148H237ZM142 150H143V148H142ZM149 150L146 149V151H149ZM161 150H163V149H161ZM203 150H200L199 152H201V151L203 152ZM205 150H206V148H205ZM236 150L234 152H236L237 159L239 160L238 156L241 154V151L240 150L236 151ZM245 150H244V152H245ZM249 150L247 149L248 152H249ZM259 150H260V148H259ZM259 150L257 152H260V151H261V153L264 152V151L262 152V150H260V151ZM154 151L152 153H154ZM165 151H169V150H165ZM170 151H171V149H170ZM190 151H193V150L190 149ZM222 151H225V150H222ZM222 151H220V149H219L220 153ZM239 151H240V153H239ZM135 152H137V153H135ZM149 152H148L147 156L146 155L145 156L149 157V158H146V159H149V161H150V159H152V158H150V156L151 157L153 156V158L155 156H154V154H151V153H150L151 154L150 155ZM162 152H160V150L158 151L159 154H162ZM202 152L200 153V155L202 154L204 156V152L203 153ZM251 152H252V150H251ZM257 152H256V154H257ZM140 153H141V155L139 154V157H140L139 159L141 160V158L143 157L142 154H144V153H143V151H140ZM158 153H156V154H158ZM228 153L229 152H227V154ZM233 153H229V155L233 154ZM237 153L239 155H237ZM159 154L157 156L160 158L163 154L161 156ZM179 154H181V153H179ZM182 154L184 156H190V159H191V155L193 154V152H191L190 154L188 152V154H187V152L185 153V151H184V152H182ZM245 154H248L247 157L249 156V153L245 152ZM245 154H243V157H245L244 156ZM256 154L255 155L252 154V155L255 157L259 153L257 155ZM183 155H181V156H183ZM195 155H197V154L194 153V156ZM200 155H198V157ZM207 155L208 154H205V158L207 157ZM222 155H223V152H222ZM229 155H228L229 159H231L230 157H232V156L234 157V154L232 156H229ZM261 155H260L261 158H263L264 155L263 154H261ZM166 156L167 155H165L164 162L166 161L165 159H168V157H166ZM210 156H213L215 158V156H217V155L214 156L213 154H211ZM220 156L221 155L218 154L219 158H220ZM260 156H258V157H260ZM178 157L181 158V160H183V161L186 159L184 157H180V155ZM198 157L196 158L197 160H198ZM218 157H216L215 160ZM223 157H225V156L223 155ZM136 158L138 159V156ZM161 158H160V160H161ZM202 158H204V157H202ZM214 158L209 159L210 163L213 161V163L216 164V162H214ZM222 158H221V160H224ZM241 158H242V156H241ZM241 158H240L241 161L243 159H246V158H243V159H241ZM255 158H257V157H255ZM142 159H144V157ZM155 159H153L154 160L153 162H156L155 163L156 165L155 164H154L155 166L152 165L151 168L147 166L149 169L144 167L146 165L145 160H144V164H142V166L141 165L139 166L140 163L138 162L139 163L138 164L136 162L137 160H134L136 162L135 164L136 165L138 164L136 167L139 166V168L141 170H144L145 173H143L142 176L136 177L137 180L134 178L136 182L133 179L132 180L134 181V183H137V181H138V183H137L138 186H140L142 188L145 186V188H143V189L144 190L146 189L147 191H149L148 189L152 186L150 184L149 185L150 187L149 188L147 187L148 188L147 189L146 188L147 183L150 181L151 178L152 179L154 178L153 175H155L154 174V173H156L155 171L158 170V168L160 166H162V164H160V166H159V164H158L159 162H157V161H160V160H157L158 159L157 158L156 161H155ZM173 159H174V161L176 163L175 159H177V158H173ZM196 159H194V157H193L192 160H189V159L188 160L186 159V160H187V163L189 165V162L195 161ZM199 159H201V157ZM235 159H236V157H235ZM247 159H246V161H248ZM252 159H253V157L251 158V160ZM172 160H171V162H172ZM197 160H196V162H197ZM202 160H205V159H202ZM202 160H200L202 162V164L203 163H205V164L207 163L206 161H202ZM206 160H207V158H206ZM209 160H208V162H209ZM225 160H226V158H225ZM238 160H237V162H235V164L237 166H238V162H239V166L241 164L240 167L238 166L239 170L241 168L240 172L237 170L238 167H236V172L237 173L239 172V175H237V173L234 171L233 168H235V167H232V165H231V167H232L231 170L233 169V171H234V172L233 171L232 172L236 173L235 174L236 175L235 179H237V181H241V183L238 182V186L240 184L241 185L242 184L245 185L244 183H247V182H249L247 184H250V181H253V180H250L251 179L250 178L249 179L250 181H249L248 177H250L253 174L250 173L249 176H248L247 173L249 171L243 169V167H242L243 161H244L245 164H246V161L243 160L242 163H240L241 161L240 160L238 161ZM253 160H252V163H253ZM232 161H233V159H232ZM140 162L143 163V161H140ZM150 162H149V164H151ZM162 162L163 161L161 160L160 163H162ZM166 162L167 163H164V164H166V165L168 164V166H165V167H167V168L170 167L169 164L171 162H169V161H166ZM179 162H181V161H178V163ZM196 162H193V163L195 164ZM223 162L226 163V161H220V163H223ZM175 163H174V165H178V164H175ZM184 163H185V161H184ZM193 163L190 164V165H194ZM229 163H232V162H228L227 161V164H229ZM257 163L259 164L260 162L257 161ZM186 164H183V162H182V165L185 166ZM198 164H199V162H198ZM202 164H201V166H203ZM253 164H255V163H253ZM263 164L260 163V166L263 165ZM182 165H181V169H183ZM208 165H210V164H208ZM248 165H247V168H248ZM250 165H251V162H250ZM178 166H175L176 169H177ZM198 166H200V164ZM253 166L251 165V167H249V168H253L252 171H254V167H255V166L254 167ZM256 166H257V164H256ZM123 167H125V170L123 169ZM141 167H143L144 169H142ZM171 167H173V164H171ZM190 167H188V168H190ZM207 167L208 166H206V170L208 171L209 169H207ZM229 167H230V165H229ZM185 168L187 169V166ZM201 168H203V167H201ZM222 168H221V171H222L221 173H223ZM226 168L224 167V169H226ZM146 169H148V170H146ZM159 169L162 170V168H159ZM179 169H180V167L177 170H179ZM181 169L179 170V174L177 173L176 170L172 171L173 169H171V172H173V174H174L173 175L171 173V175H173L174 177L172 176L173 178H171L170 174L168 176V177H170L172 179V180L169 181V186L168 187H170V189L174 188V187L176 188V186L178 187V185L181 184V183H182L181 184L182 186L181 187L179 186L180 188L178 187L180 190H181L182 187H184V188L188 187V183L187 182H188V179L190 180V178H186V177H184V179L181 178L182 180L186 179L187 182L185 181V182H181L180 183V181H181L180 177L185 176L183 174H180ZM186 169H185V171H186ZM190 169L193 170V168H190ZM194 169H196V168H194ZM215 169H216V167H215ZM215 169H214V172H215ZM257 169H258V167H257ZM257 169H256V172H257ZM260 169H262V168L260 167ZM260 169H259V171H260ZM137 170H139V169H137ZM159 171L160 170H158L157 178L161 177V176L158 177ZM163 171L164 170H162V173H163ZM196 171L199 172L198 169H196ZM202 171L201 172L204 173L205 170H202ZM262 171H264V170L262 169ZM262 171H260V172H262ZM208 172H212V171L209 170ZM141 173H142V171H141ZM164 173H166V172H164ZM181 173H184V169L181 171ZM193 173L196 174L195 178H197V174H199V173H196L195 171ZM206 173L204 175H207ZM225 173H227V174H223V175L221 174V177H219V179H218V176H217V178H215L216 174L215 175H213L214 173L212 174L214 179H218L217 182L214 181V179H212L214 182L211 179H210V181H209V179L207 181H205L207 178H205V180H203L204 176L202 174H200V176L202 175V178L200 176H199L200 178L198 177L199 180L201 179V181H202L201 183H203L202 185L197 184L198 180L194 181L196 184L193 183V185H195V186L196 185H198V186L200 185L199 189H202V190H204L203 192H205L204 193L205 194L204 199H202L203 197L200 198V199L196 198L197 200H201L202 199L201 202L204 203V206H205V202H207V201L208 202L206 204H208V203L212 204V202L215 201L216 199H220L222 201L223 196L225 194L227 195V192H228V194H230V193H232L234 191V189H233V191H231L232 188H233L232 187L233 185L231 184L232 188H230V186H228V185H229L230 181L231 182L234 181L235 183H236V181L234 180V178L231 179L230 176H227L228 175V171H226ZM233 173H232V175L234 176ZM112 174H113V176L115 175L114 172H112ZM189 174H190V172H189ZM195 174H193L192 176L191 175H189V176L193 177V176H195ZM162 175L164 176V174H162ZM178 175H180V176H178ZM224 175L226 177H223ZM229 175H231V174H229ZM129 176H131V175H129ZM207 176L209 177L210 175L208 174ZM219 176H220V174H219ZM110 177L111 178L109 180H111V179L115 180L112 176H110ZM134 177H135V175H134ZM168 177H167V179H168ZM131 178L128 179V180H131ZM138 178H139V180H138ZM160 179H162V177ZM164 179L166 180V178H164ZM252 179H253V176H252ZM112 180H111V182H112ZM123 180H124V178H123ZM154 180H156V179H154ZM158 180H157V183H158ZM165 180L163 182L164 184H166L165 182H167L169 179L166 180V181ZM177 180L179 181V183L177 182L178 185L176 184ZM126 181H127V179H126ZM162 181L160 180L159 182H162ZM190 181L193 182L192 180H190ZM208 181H209V183H211V182H213V183L209 184ZM68 182H69V185L67 184ZM123 182H121V183H123ZM154 182L152 181V183H154ZM121 183H120V185H121ZM134 183L132 185H134ZM163 183H161V184H163ZM113 184H115V183H113ZM129 184H130L129 182H127L126 185L123 183V185H125V186H127V185L129 186ZM117 185L119 186L118 183H117ZM193 185H192V187H193ZM241 185H240V187H241ZM110 186H112V185L110 184ZM116 186H114V187L116 188ZM163 186L165 187V185H163ZM130 187H131V185H130ZM134 187H136V184H135ZM154 187L155 186L153 185V188ZM196 187H194V188H196ZM225 187L226 188L228 187L227 188L228 191L226 193L224 192V191L227 190V189L224 190ZM244 187L247 188V190H248V187H250V185H248V187L247 186H244ZM127 188H129V187H127ZM142 188H140V190ZM162 188H160V189H162ZM188 188L190 189V187H188ZM188 188H187V191H185V192H188V190H189ZM121 189L122 188H119L118 191H122ZM123 189H125V188H123ZM176 189H171V190L175 191ZM244 189H241V190L244 191ZM135 190H136V188H135ZM150 190L153 193H155L157 191V190L156 191L152 190V187H151ZM202 190H201V192H202ZM229 190L231 192H229ZM241 190L238 191L239 194H240ZM127 191L129 193L130 190H127ZM137 191H138V188H137ZM182 191H180V193H178L179 191L177 189L176 192L174 193V197L172 196L173 193H172L171 197H168L170 195L169 191H166L167 194H165V195L168 197V200H169V198L170 199L173 198L172 200L174 202L175 201L174 199H176L175 197H177L175 195L179 196V194H181ZM193 191H191V195L193 193H195L194 195H196V194L198 195L199 194V196H200V193H201L200 190H199V193H197L198 191H195V189ZM245 191H246V189H245ZM130 192H132V191H130ZM133 192H136V191H133ZM138 192H136V193H138ZM151 192H147V193H149V196L147 194H145V195L148 196L147 198L154 197ZM160 192H163V193H160V196H161V194L164 195V193H166L164 191H160ZM124 193H125V190H124ZM140 193L141 192H139V194ZM150 193L152 194V197H150L151 196ZM168 193H169V195H168ZM176 193H178V194H176ZM189 193H187V194H189ZM134 194L135 193H133V195ZM233 194H231V195H233ZM133 195H131V196L133 197ZM138 195H137V197H139V198L141 196L143 198L146 197V196H143L144 193H143V195H140V196H138ZM129 196H127V197H129ZM158 196H157V198L160 197V196L159 197ZM188 196H185V199L187 200L188 204L185 202L186 200H183L184 204L186 203L185 205H188V206L191 205L190 208H192V206L194 207V206H198L199 204H201V202H199V201H194L195 203L192 202L194 205H192V204L189 205V202L191 203L193 198L190 196L192 198V200L189 199L190 201L188 202V199H187V198H189ZM234 196H232V197H234ZM236 196H239V195H236ZM124 197H126V195ZM195 197H198V196H195ZM253 197H258L260 199L259 200H258V198H254L253 199ZM139 198H138V200L142 201ZM147 198H145V199H147ZM162 198H160L161 199L160 202L164 201V200H162ZM179 198H180L179 200H182V196H179ZM205 198L207 199V201L203 202L205 200ZM224 198H226V197H224ZM124 199L126 201H124ZM153 199H150V200L148 199V201H146V200L144 201L143 200L144 203L142 202V207H146L147 209L153 207V205L151 203ZM160 199H158V200H160ZM211 199H215V200L212 201ZM228 199H229V201L231 200L230 199V195H229ZM255 199H257V200H255ZM136 200H137V198L135 199V201ZM172 200H170V202ZM209 200H211V202H209ZM133 201L131 200V202H133ZM156 201H157V199H156ZM166 201H167V198H166ZM216 201H218V200H216ZM260 201H262L261 202L262 205L259 204ZM173 202H172V204H174ZM181 202H179V203H181ZM198 202H199V204H198ZM218 202L217 203L215 202V203L219 204ZM243 202H244V200H243ZM136 203H137V201H136ZM222 203H224V202H222ZM137 204H139V203H137ZM153 204H154V201H153ZM155 204H156V205H154L155 207L158 205L155 210L157 212H160V209H162L163 205L159 204L158 201ZM163 204H165V202ZM177 204L178 203H176V206H177ZM184 204H182V205H184ZM227 204H229V203H227ZM131 205L133 206V203ZM165 205H168V204H165ZM134 206H137V205H135V202H134ZM170 206L173 208L175 205H173V206L170 205ZM170 206L168 208H170ZM176 206L174 207V209L175 208L178 209L179 208L178 206H180V204L177 207ZM188 206H187V208L186 207L185 208L189 209ZM207 206H209V204ZM164 207H166V206H164ZM164 207H163L162 212H164V210H165ZM198 207H196L197 210H198ZM222 207H224V204L222 205ZM136 208L138 209V208H140V206L138 205V207H136ZM146 208H145V210H146ZM172 208L168 209V211L172 210ZM183 208H181L179 211L176 210L177 212L175 210L174 211L177 214L179 212V215H180V213H181ZM194 208H192V210ZM196 208H195L194 212L192 210H190V211H192L193 214H195ZM210 208L213 209L215 207L211 206ZM228 208H225L224 210L227 209L226 211H229ZM137 209H135L136 212H137ZM138 210H140V209H138ZM143 210L139 211V213L143 212ZM208 210H211V209H208ZM147 211L148 210H146V214H147ZM165 211H166V214H167V210H165ZM184 211L187 214L190 212L189 210H188L189 212H187L186 210H183L182 213ZM222 211H223V209H222ZM226 211H223V212H226ZM119 212H120V214H118ZM155 212H152V214L155 213ZM162 212L160 213V215H162ZM175 212H173V213H175ZM223 212H222V214H223ZM133 213H135V211H133ZM149 213H151V212H148V214ZM218 213H219V210H218ZM185 214L183 213V215L181 216L182 219H183V216H185ZM140 215H143V214L140 213ZM153 215L155 216L157 214H153ZM232 215H235V216H232ZM158 216H159V213H158ZM172 216H173V219H171L172 221L174 219L176 221L181 220L180 216H178V215L177 216H178L179 219L176 217L178 220L174 217V215H172ZM192 216H194V215H192ZM146 217H148V216H146ZM150 217L151 216H149L148 218H150ZM186 217H187V215H186ZM194 217L196 218V216H194ZM194 217H193L192 220H195ZM151 218H153V217H151ZM162 218H164V217H162ZM165 219H167V218H165ZM165 219H162V220H165ZM185 219H188V218H184L183 221L182 220L181 221L185 222L186 221ZM215 219L216 220L218 219V220L216 221ZM222 219H223V217H222ZM168 220H169V218H168ZM168 220H165V221H162V222H166ZM197 220H196V222H197ZM158 221H159V219H158ZM172 221L169 222V223L172 224ZM187 221H186V223H187ZM211 221L212 222L216 221V223H214L215 225ZM182 222H180V225H182L181 224ZM193 222H195V221H193ZM210 222L213 224L212 226H211ZM167 223H166V225H167ZM173 223H175V221ZM236 223H238V224H236ZM254 223H256V222H254ZM159 224H157V225H159ZM162 224L165 225V223H162ZM205 224H207V226ZM223 224H224V222L222 223V225ZM143 225H145V226H143ZM173 225L174 224H172V226H170L172 232H169V233H172V236H173V229L177 230L176 227L174 228ZM178 225H179V222H178ZM216 225H218V227H216ZM226 226H228V225H226ZM165 227L167 228V226H165ZM178 228H180V226ZM161 229L162 230H160V231H162V233H161V235H162L164 233L163 231L165 229L163 230V227H161ZM175 230H174V232H175ZM180 230H179V232H181L180 239H183L184 234H183V237H182V233L183 232L180 231ZM188 230H190V229H188ZM191 230H192V228H191ZM154 231H155V229H154ZM158 232H159V230H158ZM239 232H240V230H239ZM153 233H151V234L153 235ZM156 233L157 232H155V235H156ZM166 233H168V232H166ZM166 233H164L163 236L167 235ZM177 233H178V230L176 231L175 235H177ZM236 234H238V235H236ZM168 236H166L165 238H167ZM160 237L161 236L159 235L157 240L162 241L163 239H165L164 237L163 238L161 237L162 238V240H161V239H159ZM174 237L175 236H173V238ZM176 237L174 238L175 240L173 239L175 243L177 241ZM149 238L152 239V236L149 237ZM153 238H154V240H156L155 237H153ZM169 238H171V236ZM177 238L179 239V237H177ZM154 240L152 239L150 242L153 241L154 244H155V242H157V241H154ZM139 241L141 243L143 242L144 246L142 244L140 245ZM160 241H158V242H160ZM168 241L169 240L166 241V239H165V242H168ZM170 241H172V240L170 239ZM178 241H180V240H178ZM186 241L189 242L188 240H186ZM186 241H184V243ZM145 242H147V241H145ZM181 242L183 243L182 240L180 241V243ZM123 243H124L123 247H125L124 249L128 248L127 247L128 245L126 246V244H129V245H132V246H133V244H135L137 248H138V245H139V248L143 247V249L147 253H148V250L150 248L153 252H156L157 254H160V255H157L156 253H155L156 255H154V254L151 255L152 253L150 255L142 254V253H145V251L143 250V251H140V253L138 255H137V253L136 254L134 253L135 255L133 253H131L132 255L130 254L131 255L130 256L127 253V255H129L130 257L126 255L127 258L121 259L123 257L120 258L119 254L123 255V253H120V252H123V250H124L123 247L121 248ZM147 243L150 244L149 242H147ZM162 243L163 242H161V245H162ZM186 243L184 244L185 247H186ZM169 244L171 245L172 243L170 242ZM213 244L216 245V247L218 246L219 250H220V252L217 255L213 254L214 256L211 255L212 254V249L215 247L214 246L211 249V246ZM170 245H169V247H170ZM176 245H177V243H176ZM189 245H192V244H189ZM132 246L131 247L129 246L130 250H131V248H132V250L133 249H137L134 246L133 247ZM167 247H168V245H167ZM172 247H174V245ZM175 248H178V247L175 246ZM180 248H182V246H180ZM180 248H179V250H180ZM195 248H194V250H195ZM127 250H126V252H127ZM130 250H129V253H130ZM141 250H142V248H141ZM169 250H168V252L170 253ZM186 250H187V247H186ZM217 250H218V248H217ZM133 251L135 252V250H133ZM152 251H150V252H152ZM180 252L181 251H179V253ZM185 252L186 251H184V253ZM181 253H183V252H181ZM215 253H217V251ZM141 254L145 255V256L147 255L148 257L142 258ZM124 255H125V253H124ZM210 256H213V257L210 258ZM205 260H208V262H206Z\"/></svg>", "mask_w": 264, "mask_h": 264}, {"label": "rangeland", "instance_id": "2", "mask_svg": "<svg viewBox=\"0 0 264 264\" xmlns=\"http://www.w3.org/2000/svg\"><path fill=\"white\" fill-rule=\"evenodd\" d=\"M127 1H128V0H125V1H124L125 4H123V6L125 5V6L127 7L126 9H129L130 11H132L131 6H132L133 4H135L136 2H139V1H141V0H135V3H134V1H133L132 4H131V2H130V1H132V0L128 1L129 4H127ZM156 1H157V0H156ZM158 1H159V0H158ZM193 1H194V0H190V1H189V3L191 2V3H190L191 5L188 4V7H189L190 9H189V8L186 9L187 12H188L189 10L192 11V10L194 9L193 7H195L194 10L197 11V12H198V10H199L200 8H201L200 10H202V9L204 8V7H202V5H201V4H203V2H202L201 0H200L201 3H199V2H200L199 0H198L197 2H196V0H195V2H196L197 5H196L195 2H193ZM224 1H225V0H224ZM230 1L232 2V0H230ZM230 1H229V0H226V2H224L225 4H224V5L222 4L224 7H222V5H221L220 8L218 9V12H214V13H212V14H210V15H207V16H205L204 18L202 17L203 19H200V20H198V19L195 18V17L198 16V15L195 16V14H196L195 11H194V14H189V13H193V11H192V12H191V11L188 12L189 15H187V14H186L187 12H185L186 16H185V14L182 16V17H183V18H182V19H183V21H182L183 23H180L182 27L185 25V23H186V25H188V26L185 25V26L183 27V30L186 28V30H184V31L187 32V33L185 32V33H186V39L184 40L185 42L183 41V42L181 43L184 47L180 44V45H179V47L181 46L180 49H179V47L177 48V49L180 50V51L177 50V52L180 54V56H179L178 53H176L175 55L173 54V56H170L171 58L164 57V55H163L164 52H161V50H160V48H161V47H160V46H161V41H162V40H161L160 43H159L160 37H161V35H162V33H161L162 31H161V30L164 28L163 32H165V31H166L165 28H167L166 26H169V27H170V24H169V23H166V22H168V20L166 21L164 18H162L163 15H165V13H166V14L168 13V12H165V11H168V10L165 9V8H166L165 6L163 7V4H162V6H160V5H161V4H160V5H159V8L161 7V9L158 8V9H159L158 12H159L160 10H162V7H163L165 10L163 9L162 12L160 11L159 13H164V14H161V16L158 14V16H160L161 19H164V20L166 21V22H164L166 26L164 25V23H163V25H162V20L160 19V20H159V23H160V21H161L160 24L162 25V26H160V24H159L160 29H159L157 26H156L157 29L155 28V26L152 27V29H151L152 31H149L150 34L148 33L149 37H148V35L145 34V37H147V38L145 39L146 41L143 39L144 42H147V41H148V42H152L153 44H155L154 42H156L157 44L159 43V44H158L159 46H158V45H153V44H151V45H152V48H153V49H152V48L150 47V46H151L150 43H149L148 45H145V43H144V45H145V46H144L145 48H143L144 52L147 50V49H146V46H147V48L149 47V49L151 48V50H147L146 52H147V53H151V55H148L147 53L144 54V52H141V51H140L142 54H141L140 52H139L138 54L142 55V56H140V57H142V60H141V58L139 57L138 54L135 55V56H138L139 60H141V62H144L145 64H147V63L149 62V60L154 59V57H155V58H161V59H163L162 57H164L165 59H163V61H164V60H166V61H164V62L161 64L163 67H162V66H161V67L159 66L158 69H156L155 72H154V70H155V69H154V70L151 72V73H153L152 75H151V73H149V74L147 73L148 75L151 76V78H150V76H149V77H146V76H148L147 74H139V73H138L139 76H141V75L143 76V78L140 77V79H139V76H138V75L136 76V73L133 72V73L135 74L136 78H137L139 81L136 80V78L134 77V74H133V73H131L132 76H130V75H129V76H130L131 78L134 77V78H132V79H135L136 81H135V80H132V79H131L130 77H128V76H126V79H125L124 76L121 77L120 79H118V80L116 81L117 84H119V85L122 84V85L120 86V87H121L120 92H121L123 95H126V97L123 96L122 94H119V95H117V96L115 97L116 94H114L115 92H114L113 90H114V88H115L116 85L114 86V88H113L112 85H113L114 83H116V82L114 81V79H110V78H109L110 80H109V79H108V80H107V79L105 80V81H109V82L111 81V83H109V84H111V85H109V86H110L109 88H110L112 91H109L110 89H109L108 91L111 92L112 94H114V95H111V96L115 97V98H112V100L115 99V100H114L115 102H114V101H111L113 104H114V103L116 104V102H117V103H120V102H121L120 99L122 100V102H124L123 100L127 99L128 101L125 100V104H127V105L132 104V106H133V104H135L136 106H135V105L133 106V107H136L135 109H137V105H138V109H140V110L143 108V105H144V107H146V110H145V108H143V112H142V110H141V111H138V109H137V111L139 112V114H140V112H141V115L139 116V114H138V117H137V118L140 117L141 119L139 118V120H142V118L144 117V120H143V121H146V120L148 121L150 118L153 117V116H151V115H153V114L155 115V114L158 112V110H160V112H163V107H164V106H165V107H166V106L169 107L170 104L175 103V102L177 101V99H179V98H184L183 96H185V95H186V96H185V97H186L185 99H187L188 102H189V100H190L191 102H192V100H193V102L191 103V106H190V103H188V104H189L188 107L190 106L189 108L192 109V113H191V110H189V111H188L189 114L187 113V114H188V115H187L188 118H186V120L184 121L185 128H187V130H186L185 128H180V126H179V128L177 127V128L179 129V130H178L179 132H178V131L176 130V128H175L174 130L178 132V133L176 132V134H172V136H173L172 138H174V135L176 136V137L174 138L175 140H172V138L170 139V136H171V135H170V136L167 135V134H169V133L165 134V135H167V136L163 135V136L166 137V138H164V137L161 135V136H162L161 138H162V139L164 138V139H163V140L161 139L162 141L160 140V141H161L160 143H162V144H160V143L157 144V145H159V146H157L158 149H155V150H157V152L154 151V149H153L152 151H150L151 149L149 150L148 148H145V147H147V146H146L147 144H143L144 147L142 146V143H145L146 141L143 139V136H142V134H141V130H140V132H139V129L142 128V124H143L144 122L141 121V122L138 123V125L141 124V125H140L141 127H140V126L137 125V122H138L139 120L137 121L136 119L133 118V122H132V119H130V123H129V121H128L129 124H131V125H133L134 123L136 124V125L134 124V129H133V128H132V129L135 130V126H137L136 129L138 130V133H137V134H136L137 130H136V131H132V130H131L130 133L135 132V135H136L137 137L134 135V139H135V140L125 139V140L123 141V143H121L120 146H122V145H125V146H126V145H127V148H129V147H128V146H130L129 144H131L133 141H136V140H137V141H136V142H137L136 144H140V145H139V148L137 147V150H139L138 153L135 152V153H137V154L133 156L135 159H133V160H131V161L128 160V163H127L126 160H125L126 162L124 161V162H125L124 166H125L126 164L128 165V166H127V165L125 166L126 168L129 167L130 162L134 164V165L132 164V166H131V167H132L131 170H133V173H134V174H133L132 172H130V174H129V175H131V176L128 175V172H127L126 174H122V175H124V176H123L124 180H123L122 177L118 176V175H120V174L116 173V170H113V171H110L111 174H107L106 179H105V181H108V183L106 182V183H107L106 185H107V186L109 185L108 187H113L114 189H116V190H113V191L115 192L116 195H121V197H123V198H125V199H127V200L130 199V203H131V204L133 203V206H134V202H135V205H137V206H134V207H133V206L129 203V206H128V209H131V210H129V211H130V212L132 211L131 213H132L133 216L136 215V214H138V217H137V215L134 216L137 220L134 218L135 220L133 219L132 222L137 221V224H138V223H139L138 221H139V220L141 221V218H139V216H140V217H143V218H142V221H146V222L148 223V226H151V227H152L153 224L156 225V226L153 225V226L155 227V228L152 227L153 229H151V228L149 227V228H148V229H149L148 231H151V230H152V231L154 232V233H153V232L151 231V233H153V235L149 232V237L152 236V239H153V240H154L153 237H155L156 240H154V241H157V242H155V244H154L153 241L150 242L152 239L148 237L147 240H146V239H144V241L142 240V241L144 242V245H146V246L143 245V242L141 243V242L139 241V243H140V245L142 244V245L144 246L145 249H146V247L148 248V246L151 245V243H152L153 246H149V247H150V248L152 247L151 249L154 250V249H155L154 246H155L156 244L160 243V245H161V242H163L164 244L162 243L161 246L158 244V248L156 247V250H157V251L154 250V251H156L157 253H160V254H164L165 252H167L168 254H171V256H173L175 253L172 254L171 251L173 250V252H174V250H175L176 254H175L174 257H177V256H178L177 253H178L179 255L181 254V256L183 255L182 258L184 257V259H185V256H186V258L190 257L189 255H190L191 253L195 252V251H196V248L199 249V248H198V245H199V244L196 246L194 243L190 242V241H193V240H194V239L192 240V238H193L194 236H193L191 233H192L193 231H195V230H193L195 227H189V226H192V224H193L194 226H196V223L198 224V222H199V221H198L199 218H198V220H197V215H196L197 212H200L201 210H203V211H201V213H204V212H205L204 210H206L207 207H209L208 209H211V210H208V209H207L206 213H207L208 211H210V212L213 213V214L215 213V214H214L215 216H214V215H213V216H214L215 218H218L220 222H221V220H224V221H222L221 224H220L221 227L223 228V230H224V229H227V230H228V228H229V229H235L236 226H233L234 228H232V227L230 228V226L235 225V223H233V221H232V220H235V219H232V218H234V217H231V214H235V215H237V212H238V214L243 213V212L239 213L240 211H239V210L236 211V210H237V209H240V208H238V207H240V206L243 208V204H244V205L247 204V201L245 200V199H247V198H245V196H246L247 194H245V193H246V192L248 193L249 189L252 188L251 186H253L254 184H256V186H257V184H258V181H257L258 178H256L257 176H255V175H259V174L261 173V174H260V176H261V175L264 173V171H262V169L264 170V166H263V165H264V164H263V163H264V157L261 158V156H262L261 154L264 155V152H263L264 149H261V147H259V146H262V143L264 142V140H263V139H264V138H263V135H264V134H263V132H264V128H263V131H262V125L264 124V123H263L264 120L261 121L260 118H259V117H261V119H264V117L261 116V115H263V113H264V112H263V111H264V109H263L264 106H262V105H264V104H263V102H264V100H263V95H264V94L262 93V92H264V88H263V87H264V85H263L264 83L262 84V83L257 82V84L255 83V85H256V86H255L253 83H251V82L249 81V84H248L247 81L250 79V77H249L248 75H246L247 72H248V73H252V74L255 73V75H258V74L260 75V76L258 75L259 77H261L260 80L264 79V78H262V77L264 76V71H261L260 69H258V68H261L262 65H264V59H263V58H264V55H263V54H264V51H263V48H264V45H263V44H264V42H263V41H264V40H263L264 38H263V37H264V36H262V35H264V30H262V29H264V28H263V27H264V17H262V15L264 16V4H263L264 1H263V0H261V1H260V0H246V1H245V0H236V1L233 0V1H234L233 4H232ZM249 1H250V2H249ZM238 2H239V3H238ZM245 2H246V3H245ZM254 2H255V3H254ZM256 2H257V3H256ZM258 2H259V3H258ZM153 3H154V2H153ZM236 3H237V4H236ZM243 3L246 4V6H245ZM252 3H254L255 5L252 4ZM193 4H194V5H193ZM226 4H227V5H226ZM240 4H241L242 6H241ZM250 4H251L252 7L250 6ZM259 4H260V5H259ZM127 5H128V6H127ZM129 5H130V6H129ZM195 5H196V6H199V5H200V6H199L200 8H199V7H196ZM243 5H244V6H243ZM248 5H249V6H248ZM121 6H122V5H121ZM121 6H119V7H121ZM125 6H124V7H125ZM192 6H193V7H192ZM225 6H226V9H225ZM237 6H238V7H237ZM247 6H248V7H247ZM253 6H254V7H253ZM124 7H121V10H124V9H125ZM128 7H129V8H128ZM191 7H192V8H191ZM228 7H229V8H228ZM242 7H244V8H242ZM255 7H256V8H255ZM260 7H261V9H260ZM123 8H124V9H123ZM130 8H131V9H130ZM235 8H237V9L235 10ZM118 9H119V8H117V9L115 10L116 13L118 12V11H117ZM126 9H125V10H126ZM196 9H198V10H196ZM222 9H223V11H222ZM238 9H239V10H238ZM250 9H251V10H250ZM129 10H128V11H129ZM200 10H199V11H200ZM234 10H235V11H234ZM253 10H255V11L253 12ZM203 11H204V10H203ZM203 11H201V12H203ZM220 11H221L222 13H220ZM233 11H234V12H233ZM238 11H239V12H238ZM240 11H241V12H240ZM245 11H246V12H245ZM256 11H257V13H256ZM242 12H243V13H242ZM116 13H114V15H115ZM216 13H217V14H216ZM218 13H219V14H218ZM235 13H236V14H235ZM215 14H216V15H215ZM249 14H250V15H249ZM254 14H255V15L258 14V16H257V15L254 16ZM190 15H191V17H189ZM213 15H214V16H213ZM221 15L224 16V18L221 17ZM245 15H246V16H249V18L247 19ZM252 15L254 16V18H253V17H250V16H252ZM187 16H188V17H187ZM194 16H195V17H194ZM209 16H210V17H209ZM212 16H213V17H212ZM219 16H220V18H219ZM234 16H235V18H234ZM237 16H238V17H237ZM260 16L262 17L263 20L260 19V18H261ZM184 17H187V19H188L190 22H194V23H195V22H196L195 20H198V22H196V24L191 23V25L194 24V25L192 26V29H191V26H189L190 24H187V23H190V22H189L186 18L184 19ZM192 17H194L195 20H194V18H192ZM225 17H226V19H225ZM258 17H259V18H258ZM190 18H191V19H190ZM216 18H218V19H216ZM230 18H231V19L233 18V20L235 19V21L238 20L237 22H240V23H237V22H236L237 25H234V24H235V21L232 22L233 20L231 21ZM236 18H237V20H236ZM238 18H239V19H238ZM243 18H244V19H247V20H244ZM251 18H252V19H251ZM108 19H109V18H108ZM112 19H113V18L111 17V19H110L111 21H110V20H107V18H106V20H104V21H106V22L104 23V21H103V22L101 23L103 26H105V29H103V26L101 25L102 27H101L100 29L102 30V32H101V30L99 29L100 31L97 32L98 34H97V37H96V38H98L99 36H104V35H102V34L105 33V30L107 31V30H111V29L113 30V29H115L116 31L113 30L114 33L116 32L115 34H112V35H111V33H113V32H108V33H110L109 36H110V37L112 36L111 38H113L111 44H109V45L114 47V48H113V47H110V46H109V48H113V49H114L113 51H114V53H115V55H116V52H115L116 48L119 47L118 45H120V44L122 45V43H119V41L122 42V40L125 38L124 36H123V38H122L121 32H122V34H125V36H126V35H127L126 33H128L129 30H127L128 32H127L126 30H124L125 26H123V24H124L125 22L123 23L122 21H120V22H122V23L119 24V26H114V25H115V22H114L113 20H115L116 18H114L113 20H112ZM168 19H169V18H168ZM182 19L180 18L179 20H182ZM211 19H212V20L215 19L217 23H216L214 20H213V22H214V23H213V22L211 21ZM223 19H224L225 22L223 21ZM228 19H229V21H230L229 24H231V25H229V24H228V25L223 24V23H226V24H227V23H228ZM242 19H243V20H242ZM255 19H256V20L259 19V20H261V21H258V20L256 21ZM116 20H117V19H116ZM116 20H115V21H116ZM164 20H163V21H164ZM186 20H187V21H186ZM193 20H194V21H193ZM202 20H203V21H202ZM248 20H249V21H248ZM251 20H253V21H252V22H253V25H252ZM107 21H108V22H107ZM123 21H125V20H123ZM170 21H171V20H170ZM170 21H169V22H170ZM184 21H185V22H184ZM199 21H200V24H199ZM201 21H202V25L204 24L203 26H200V25H201ZM218 21H219V22H218ZM220 21H221V22H220ZM226 21H227V22H226ZM244 21H245V22H244ZM247 21L250 22V23H248ZM255 21H256V22H255ZM262 21H263V23H262L263 25L260 24ZM110 22H111V23H110ZM180 22H181V21H180ZM204 22H205V23H204ZM207 22H209V23H207ZM243 22H244V23H243ZM258 22H259V23H258ZM103 23H104V24H103ZM108 23L111 24V25H109ZM112 23H113V24H112ZM118 23H119V22H118ZM206 23H207V24H206ZM232 23H233V24H232ZM197 24H198V26H197ZM211 24H212V26H211ZM218 24H219V25H218ZM250 24H251V25H250ZM255 24H256V25H255ZM258 24H259V25H258ZM112 25H113V26H112ZM116 25H117V21H116ZM195 25H196V28H198L197 31L195 30L196 28L193 30V28L195 27ZM220 25H221V26H220ZM223 25H224V26H223ZM232 25H233V26H232ZM245 25H246V26H245ZM249 25H250V26H249ZM260 25H261V26H260ZM106 26H107L109 29H107ZM111 26H112L113 28H112ZM163 26H164V27H163ZM209 26H211V27L209 28ZM226 26H227L229 29H230V27L232 26V27H231V30H232V31H231V30L226 31V30L228 29V28H226ZM229 26H230V27H229ZM254 26H255V28H254V32H253V31H251V29H252ZM258 26H260V29H259ZM110 27H111V28H110ZM114 27H117V28H114ZM120 27H122V29H121ZM162 27H163V28H162ZM169 27H168V30L170 29ZM188 27H190L191 30H190ZM199 27H201V28H199ZM213 27L216 29V31H213V30H214ZM217 27H218V28L221 27V28H219V29H221V30H219ZM222 27H223V29H222ZM224 27L226 28L225 31H224V29H225ZM235 27H236V28H235ZM237 27H238V28H237ZM249 27H250V28H249ZM256 27H257V28H256ZM119 28H120L121 30H120ZM153 28H154L155 30H154ZM202 28H203V29H202ZM233 28H234V29H233ZM245 28H246V29H245ZM117 29H118V31L120 30L119 33L117 32ZM181 29H182V28H181ZM188 29H189V32L187 31ZM199 29H200V30H199ZM209 29L211 30V32H210ZM258 29H259V30H262L263 33L260 32V31H258ZM103 30H104V31H103ZM112 30H111V31H112ZM122 30H123L124 32H125V31H126V32L123 33ZM156 30H157V31H156ZM158 30L160 31L161 34L159 33ZM168 30H167V31H168ZM192 30H193L194 33L191 35L190 32H192ZM201 30H202V31H201ZM217 30H218L219 32H218ZM234 30H235V32H234ZM237 30H238V31H237ZM240 30H241V31H240ZM134 31H135V32H136V31H139V29L137 30V28H134ZM155 31H156V32H155ZM167 31H166V32H167ZM184 31H182V32H184ZM203 31H204L205 33H204ZM223 31H224V32H223ZM249 31H251L250 34H248ZM256 31H257V32H256ZM151 32H152L153 34H152ZM157 32H158V33H157ZM195 32H196V33H195ZM197 32H198V33H197ZM201 32H203V34H201ZM217 32H218L219 34H218ZM220 32H221V33H220ZM232 32H233V34L231 35ZM252 32H253V36H254V38H253V36L251 35ZM255 32H256V33H255ZM117 33H118V34H117ZM185 33H184V34H185ZM188 33L191 35V37L193 36L192 39H194V41L189 37L190 35L188 36ZM199 33L201 34L200 36H199ZM206 33H207V34H206ZM211 33H213V34H211ZM215 33H216L217 35H220V36H215V35H216ZM225 33H227L228 35L225 34ZM229 33H230V34H229ZM242 33H243L244 38H243V36H242ZM254 33H255V34H254ZM257 33H259V35H258ZM99 34H100V35H99ZM151 34H152V35H151ZM155 34H157V35H155ZM204 34H205V35H204ZM209 34H210V37H209ZM221 34H222L223 36H222ZM245 34H246V35H245ZM247 34H248V39H249V40L251 39V40L254 42V44H256V43L258 44V43H259L260 46L256 44L257 46H256V45H255V46H256L257 48H256L255 46H254V48H253V45H254V44H253V42H252V43L250 42L251 40L248 41V39H247V37H246ZM113 35H115V36H113ZM116 35L118 36V38H117ZM131 35H134V32H133ZM158 35H159V36H158ZM194 35H195V36H194ZM197 35H198L199 37H198ZM211 35H212V37H211ZM236 35H238V36H236ZM239 35H240V36H239ZM256 35H257V36H256ZM119 36H120V37H119ZM150 36H151V37H150ZM152 36H153V38H152ZM154 36H155L156 39H154ZM187 36H188V38H187ZM206 36H207V37H206ZM221 36H222L223 38L225 37L226 40L224 39L223 42H222V37H221ZM232 36H234V37H232ZM249 36H250V37H249ZM259 36H260V37H259ZM261 36H262V37H261ZM115 37H116V44L118 43L117 46H115V45H116V44L114 43L115 41H113V40L115 39ZM145 37H143V38H145ZM158 37H159V40H158V42H157ZM203 37H205L204 39H206V40H204ZM214 37H215V38H214ZM219 37H220V38H219ZM236 37H237V38H236ZM239 37H240V39H239ZM245 37H246V39H245ZM119 38H121V40H119ZM149 38H150V40H148ZM151 38H152V39H151ZM189 38H190V39H189ZM195 38L198 39V41L195 40ZM210 38H211V39H210ZM232 38H233V40H232ZM234 38H235V39H239L238 41H240V42H237V40H235ZM258 38H259V39H258ZM261 38H263V39H261ZM98 39H99V40H98ZM98 39H96V40H98V41H103L102 37H100V38H98ZM125 39H126V38H125ZM125 39H124V40H125ZM128 39H129V37H128L126 40H128ZM199 39H200V40H199ZM207 39H208V41H210V42H208ZM213 39H215V41H214ZM218 39H220L221 41L218 40ZM227 39H228V40H227ZM230 39H231L232 41H231ZM241 39H242V40H241ZM243 39H244V40H243ZM118 40H119V41H118ZM153 40H154V42H153ZM155 40H156V41H155ZM187 40H189V42H188ZM202 40L205 41V42H203ZM211 40H213L215 43L217 42V45H219V44H221V45H220V46H217L216 44H214L213 41H212V42H213V44H212ZM234 40H235L236 42H235ZM254 40H255V41H254ZM201 41H202V42H201ZM218 41H219L220 43H218ZM227 41H228V42H227ZM242 41H243V42H242ZM245 41H246V42L248 41L247 44H250V45L245 44V43H246ZM148 42H147V43H148ZM191 42H192V43H191ZM193 42H194V43H193ZM197 42H198V43H197ZM207 42H208V43H207ZM229 42H230V43H229ZM231 42H235V43H231ZM241 42H242V43H241ZM260 42H261V43L263 42V43L261 44ZM97 43H100V44H101L102 42H97ZM105 43H106V42L103 41V44H101L100 47H99V46L97 47V51H99V50H98L99 48H100V50L102 51V50L104 49V47H105V46L103 47L102 45H106ZM113 43H114V45H112ZM147 43H146V44H147ZM187 43H188V44H187ZM204 43L207 44V45H209V46L206 47V45H205ZM210 43H211L212 45H211ZM225 43H226V44H225ZM227 43H229V44H228L229 47L232 46L230 49L228 48ZM239 43H240V44H239ZM184 44H185V45H184ZM186 44H187V45H186ZM189 44H190L191 46H189ZM199 44H200V45H199ZM222 44H223V45H222ZM231 44H232V45H231ZM234 44H235V45H234ZM236 44H237V47H236ZM241 44H243V47H244V48H246V46H247L248 49L246 48V50H245L244 48H242V45H241ZM149 45H150V46H149ZM192 45H193L194 47H193ZM201 45L203 46V51H202V52H201V47H202ZM238 45H239V46H238ZM245 45H246V46H245ZM262 45H263V47H262ZM155 46L160 47V48H159V53L161 52L160 55L158 54V50H157L158 47H157V49H156ZM187 46H188V47H187ZM197 46L199 47V49L197 48ZM211 46H212V47H211ZM216 46H217V48H216ZM222 46H223L224 48H223ZM240 46H241V47H240ZM248 46H249V47H248ZM258 46L260 47V49H259ZM182 47H183V48H182ZM204 47L207 48V49H206L207 56L209 55L208 58H207V56L204 57V58H207V59H205V61H204V59H203V56L206 54V53H205V48H204ZM209 47H210V50L213 51V53H212V51H209ZM213 47H214V48H213ZM233 47H234V49H233ZM235 47H236L237 49H236ZM238 47H239V48H238ZM101 48H103V49H101ZM109 48L107 49V52H108ZM154 48H155V49H154ZM189 48H190V49H189ZM192 48H193V51H192ZM195 48H196V49H195ZM211 48H213L214 50L211 49ZM215 48L218 49V51H217ZM219 48H220V49H219ZM249 48H250V49H249ZM251 48H253V49H251ZM255 48H256V49H255ZM161 49H162V48H161ZM197 49H198L200 52H199ZM222 49H223V50H222ZM254 49H255V51H254ZM257 49H258L259 52L257 51ZM152 50H153L154 52H153ZM162 50L164 51V49H162ZM185 50H186V51H185ZM207 50H208V51H207ZM224 50H230V52L228 53V51L225 52ZM237 50H240V51L237 52ZM243 50H244V52H246V51L248 50V51L246 52L247 54H246V53L243 54ZM252 50H253V52H251ZM101 51L98 52L99 55H103L102 53H105L106 50H104L103 52H101ZM113 51H112L111 53H113ZM148 51H149V52H148ZM155 51H156L157 53H155ZM182 51H183V52H182ZM189 51H190V54H189ZM191 51H192V52H191ZM195 51H198V52H195ZM234 51H236V54H235ZM260 51H263V52H260ZM152 52H153V54H152ZM187 52H188V54H186ZM193 52H194V54L192 55ZM210 52H211V53H210ZM214 52H215V53L218 52V54H215ZM222 52H223V53H222ZM224 52H225V53H228V57H227V54H225ZM232 52H233V53H232ZM249 52H250V53H249ZM254 52L259 53V54H255ZM182 53H183V54L185 53V54L182 55ZM197 53H198V54H197ZM202 53H203V55H202ZM208 53H209V54H208ZM252 53H253V54H252ZM261 53H262V54H261ZM143 54H144V55L147 54V55H146V58H145V56H144ZM154 54H155L156 56H155ZM157 54H158V55H157ZM210 54H211V55H210ZM214 54H215V55H214ZM220 54H221V55H220ZM222 54L226 55V57H227V61H225V60H226V57H224V55H222ZM229 54H230L231 56H229ZM232 54H233V55H232ZM238 54H239V55H238ZM240 54H243V55H245V56L243 57V55L241 56ZM249 54H250V56H251L252 58L249 56ZM251 54H252V55H251ZM260 54H261V55H260ZM153 55H154V56H153ZM161 55H162V56H161ZM177 55H178L179 57H178ZM181 55H182V56H181ZM186 55H187V56H190V58H188ZM191 55H192V56H191ZM195 55H197V57L199 56L198 59H197V62H195V59L197 58ZM200 55H202V56H200ZM212 55H213V56H212ZM217 55H218L219 57H218ZM236 55H237V56H236ZM253 55H254V56H253ZM256 55H260V56H257V57L255 58ZM262 55H263V56H262ZM135 56H134V57H135ZM147 56H149V57H147ZM152 56H153V57H152ZM160 56H161V57H160ZM184 56H185V58H183ZM210 56L213 57V58H211ZM221 56H222V57H221ZM232 56H233V57H232ZM235 56H236L237 58H236ZM246 56H247V57H246ZM108 57L110 58V59L108 58V59H109V62H110V61L112 60L111 57H114V54H113V56H111V54H110V55H108ZM143 57H144V60H143ZM150 57H151V58H150ZM168 57H169V56H168ZM172 57L175 58V59H178V58H179L178 61L180 60V58H182V60H183V59H186L185 61L183 60L185 63L189 62L190 60L192 61L191 57H195V58H193L194 60L191 62L192 64H191L190 62H189L190 64H189V63L184 64L183 61H182V64H181V60H180L179 62L176 60V62H175V59L173 60ZM229 57H230L231 60L229 59ZM231 57H232V58H231ZM241 57H243V58L241 59ZM245 57H246V58H245ZM253 57H254V58H253ZM147 58H148V59H147ZM201 58L203 59L202 62H201V60H202ZM214 58H215V60H214ZM216 58H217V60H218V58H219V61H217ZM220 58H223L224 60H223V59L221 60ZM233 58H234V62H233ZM235 58H236V60H235ZM238 58H239V59H238ZM248 58H249V59H248ZM259 58H261V59H259ZM136 59H137V57H136ZM146 59H147L148 62L146 61ZM167 59H168V61H167ZM170 59H171V60H170ZM188 59H189V60H188ZM210 59H211V60H210ZM228 59H229V60H228ZM251 59H253V60H251ZM255 59H256V60H255ZM257 59H258V61H257ZM172 60H173V62H172ZM187 60H188V61H187ZM198 60H199V61H198ZM238 60H240L241 63H240ZM244 60H247V61L245 62ZM248 60H249V61H248ZM254 60H255V61H254ZM262 60H263V61H262ZM145 61H146V62H145ZM186 61H187V62H186ZM210 61H211L212 63H211ZM213 61H214V62L216 61L214 66L217 67L218 71L216 70V67H214V66H213L214 69H212V66H211L210 64L213 65V64H214ZM236 61H237L238 63H237ZM256 61H257V64H258V65H259V62H260L261 64H262V63H263V64H262V65L260 64V65H261V66L259 65L260 67H257L258 65H256V68H254L255 66H253V65L256 64ZM261 61H262V62H261ZM138 62H139V61H138V59H137V64H138ZM141 62H139V63H141ZM166 62H169V63H167V66H165V65H166ZM194 62H195V63H194ZM199 62H200L201 64H199ZM204 62H205V63L207 62V64H209V62H210V64H209V65L206 64V65H207V66H206ZM217 62L219 63V66H220V67H219L218 65H216V64H218ZM223 62L226 63V65H225ZM229 62H230V63H229ZM232 62H233V64H231ZM235 62H236V63H235ZM252 62H253V63H252ZM174 63H176V65H174ZM179 63H180L181 65H180ZM193 63H194L195 65L198 63L197 65H201V66H197V68H196V67L194 66ZM234 63H235L236 65H234ZM250 63H252L253 65L250 64ZM163 64H164V65H163ZM223 64H224V66H223V68H222L221 66H222ZM229 64H231V65L229 66ZM237 64H238V66H237ZM241 64H243V65H241ZM247 64H249V65H247ZM168 65H171V66H170L171 69L168 67ZM172 65H173V66H172ZM178 65H179V66H178ZM184 65H185V66H184ZM186 65H187V67H186ZM202 65H204V67L206 66L205 68L207 69V72H208V73H206V71L204 70V68H203ZM233 65H234V66H233ZM240 65H241L242 68L240 67ZM245 65L249 66L247 71L245 70V69H247V66H245ZM177 66H178V67H177ZM181 66H182V67L184 66V68L186 67V68H185L186 71H185L184 73L187 72L186 74H189V71H190L189 76H188V75H186V76L189 77V79H190L191 81H192V78H193V81H194V80H195V81L197 80L198 83L201 82V83L199 84V85H200V88H199V89H197V87H199L198 83H195V81H194V82L192 81L194 84L198 85V86L195 85V86H196V87H195L194 84H193L190 80H186V79H188V78H186L185 74H184V76H183V74H181V71H182V70L184 71V68H182ZM188 66H189V67H188ZM190 66H194V67H190ZM208 66H209V67H208ZM231 66H232L233 68H235V69L233 70V68H232ZM236 66H237L238 68H237ZM98 67H99V66H98ZM165 67H166V68H165ZM167 67L170 69V72H169V69H167ZM207 67H208V68H207ZM210 67H211V69H212L214 72H213L211 69H209ZM218 67H219V68H218ZM224 67H226V68H224ZM230 67L232 68V70H231ZM251 67L253 68V70L255 69L254 71L259 70L260 72H258V71H257V72H251V71H252ZM160 68H161V69H160ZM178 68H179V69H178ZM187 68H190V69L188 70ZM192 68H193V69H192ZM199 68H201V69L199 70ZM229 68H230V69H229ZM243 68H244V69H243ZM249 68H250V72H249ZM177 69H178L179 71H178ZM181 69H182V70H181ZM195 69H196V71H195ZM197 69H198L199 71H197ZM219 69H220L221 71H220ZM222 69H223V71H222ZM237 69H239V71H238ZM172 70H175V71H172ZM180 70H181V71H180ZM187 70H188V71H187ZM202 70H203L204 72H203ZM210 70H211L212 72H210ZM225 70H229V71L231 70L230 72H235V70H236L237 72H236V73H229V71H225ZM240 70L243 72L242 75H244V77L246 78V79H243V81H244V82L242 81L243 84H242V83L239 84L238 82H237L238 84H237V83H234L235 80H236V78H237L236 76H238V78H239V75H240V77L242 76ZM263 70H264V69H263ZM157 71H158L159 73H158ZM160 71H161V72H160ZM164 71H165V72H164ZM166 71H167V72H166ZM192 71H194V73H195V72H196V73L199 72L198 75H199V74H200V75H199L198 77H200V78L197 79V78H198V77H197V74L195 73V74H196V77H195V74L193 75V72H192ZM201 71H202L203 74L201 73ZM245 71H246V72H245ZM162 72H163V73H162ZM171 72H172V73H171ZM173 72H174V74H173ZM175 72H176V73H175ZM209 72L211 73V75L208 77L207 75H209ZM215 72H216V73H215ZM223 72H224V73H223ZM226 72H227V73H226ZM244 72H245V74H244ZM154 73H155V74H154ZM179 73H180V75H182L183 77H182V76L180 77V75H178ZM182 73H183V72H182ZM191 73H192V74H191ZM212 73H213V74H212ZM221 73H222V74H221ZM225 73H226V74L229 73V74H228V75H225ZM238 73H239V74H238ZM248 73H247V74H248ZM257 73H258V74H257ZM99 74H100V72H99ZM156 74H158L159 76L156 75ZM160 74H161V77H160ZM162 74H163V75H162ZM170 74H172V75H170ZM176 74L179 76V77H178L179 79H180V78H183V79H184V77H185V80H186V81H185V80H183V79H180V81H185V83H184V82H181V85H180L181 89H179V91H180L181 93H180L179 91H177V90H178L177 88H180V87H178V85L180 84V82H179V79L177 78ZM206 74H207V75H206ZM216 74H217L218 77L216 76ZM219 74H220V76H222V78L219 77ZM231 74H232V75L234 74L235 76H234V75L232 76ZM262 74H263V75H262ZM100 75H101V74H100ZM100 75H99V76H100ZM164 75H166V76H164ZM167 75H168L169 77H168ZM173 75L176 76V77H174ZM191 75H192V78H191ZM203 75H204V76H203ZM205 75H206V78L208 77L207 79L204 78ZM223 75L226 76V78H227V76H228V77L232 76L231 78H233V77H234V78H233V79H231V78L229 79V78H228L229 80H233V81H231V83H230V81L228 82V79H224V80H227V81H225V83H226V82L228 83V84H227V87H228V85H229V87H230L231 84H232V86H231L232 88L230 87L231 89H230V88L228 89V88L226 87L225 90H227V91H225V90L221 91V90H220V91H221V92H220V91L218 90V93H220V94L222 95V97H223V98H221V95L219 94L220 102H221V105H220V106H222V107H220V106H218V105L216 104V103H217V100H219V99H218V98H219L218 96H215V97H214V102H213V100H212V99H213L212 96H214V95H212V93L215 94V95H218V94L216 93L217 91H215V90L213 91L212 88H213V84L216 83V80H218L219 78H220V79H223ZM156 76H157V77H156ZM163 76H164V78H163ZM193 76H194V77H193ZM211 76H212V77H211ZM246 76H247V77H246ZM127 77H128V78H127ZM144 77H145V78H144ZM159 77H160V78H159ZM171 77H173V79L175 80V82L177 81V82H176L177 84L174 82V80H173ZM213 77H215V78H217V79L215 80V78L213 79ZM242 77H243V76H242ZM123 78H124V79H123ZM129 78H130L132 81H134V83H135L137 86H135V84L132 85L133 83L130 84V85H131L133 88H137L136 90H139V91L141 90L140 92H139V91H135L133 88H131V86L129 85V83H131L132 81L129 82V81H130ZM146 78H148V79L146 80ZM162 78H163V79H162ZM165 78H166V79H165ZM170 78H171L173 81L170 80ZM201 78L206 79L207 82H206L205 80H202ZM209 78H210V79H209ZM247 78H249V79H247ZM144 79H145V81H147V84H145L146 82L144 81L145 86L143 87L144 84H143L142 81H143ZM149 79H151V80H149ZM152 79H153V82H154V83L152 82ZM164 79H165V80H164ZM177 79H178V80H177ZM211 79H212V80H211ZM112 80H113L114 82H113ZM120 80H121V82H120ZM122 80H125V81L123 82ZM140 80H141L142 83L140 82ZM159 80L161 81L160 83H159ZM198 80H199V81H198ZM246 80H247V81H246ZM260 80H259V81H260ZM150 81L153 83V85H155V86L157 87V88H156L155 86H153V87H154V89H153L154 92L156 93V95L158 94L157 97H158L159 99H157V102H156V98L153 97V96L156 97V95L153 93V90L151 91L152 93H150L149 90L146 91V88H147V86H148V83H151ZM156 81L158 82L157 84L155 83ZM162 81H163V82H162ZM164 81H167V82L165 83ZM169 81H170V82H169ZM211 81H212V82H211ZM236 81H238V80H236ZM263 81H264V80H262V82H263ZM128 82H129V83H128ZM139 82H140V83H139ZM171 82H174V83H171ZM178 82H179V83H178ZM205 82H206V83H205ZM245 82H247V83L245 84ZM260 82H261V81H260ZM112 83H113V84H112ZM124 83H125V84H124ZM126 83H127V85H128L131 89H126V91H125V88L128 87V86L126 85ZM137 83H138V84H137ZM164 83H165V84H164ZM167 83H168V84L170 83L171 85H168ZM183 83L185 84V86H184ZM212 83H213V84H212ZM223 83H224V81H223ZM139 84H140V85H139ZM159 84H162V85L159 86ZM166 84H167V85H166ZM175 84H176V85H175ZM187 84H188V85H187ZM208 84H209V85H212V87L209 86ZM235 84H236L237 86L240 85V86H239L240 89L237 88ZM244 84H245L246 86H245ZM250 84H251V85H254V86H253L254 88L248 86V85H250ZM259 84H262V85H259ZM123 85H124V86H123ZM125 85H126V86H125ZM141 85H142V86H141ZM146 85H147V86H146ZM172 85H174V86H172ZM182 85H183V87H182ZM189 85H190V86H189ZM201 85H202V86H201ZM203 85H204V87H203ZM233 85H234L237 89H239V90H236V88H235ZM257 85H258V87H257ZM140 86H141L142 88H141ZM162 86H163V88H161ZM166 86H167L168 88H166ZM170 86H172V89H171ZM176 86H177V88H176ZM191 86H192V87H195V88L197 89L196 93H194L196 89H195V88L192 89ZM208 86H209L210 88H208ZM244 86H245V87H244ZM247 86L250 87V89H249ZM261 86H263V87H261ZM111 87H112V88H111ZM117 87H119V86L117 85V86H116V89H117ZM120 87H119V89H120ZM138 87H140V88H138ZM145 87H146V88H145ZM184 87H185V88H184ZM188 87H189V88H188ZM190 87H191V88H190ZM241 87H242V88H241ZM255 87H257V88H255ZM260 87H261V88H260ZM122 88H123V89H122ZM143 88H145V89L143 90ZM173 88H176V89H177V90L175 89L176 92H174L175 90H174ZM201 88H203V89H201ZM206 88H208V89H206ZM233 88H235V91H233ZM119 89H118V90H119ZM160 89H161L163 92H162V91H159ZM163 89H164V90H163ZM168 89H169V90H168ZM210 89H211V90H210ZM241 89L244 90L245 92L248 90V91L246 92V94L249 95L248 97H250V98L252 99V102H249V100H250L249 98L244 97V93H245V92H244V93L242 92V95H241V98H240V94H241L240 92L242 91ZM254 89H256V90L258 89L260 92H259V91H256V92L254 93V91H255ZM122 90H123V91H122ZM127 90H128L130 93H128ZM142 90H143V96H142ZM155 90H156V91H155ZM157 90H158V92H157ZM171 90L174 92V95H175V96L173 95V93H171V92H172ZM185 90H186V91H185ZM187 90H188V91H189V90H190V91L192 90V93H194V95H193L191 92L189 93ZM203 90H204L205 92H204ZM206 90H207V92H206ZM216 90H217V89H216ZM249 90H253V91H252V92L254 93V94L252 93L253 96L250 95V94H251V91H249ZM131 91H132V92H131ZM166 91L168 92V94L166 93ZM182 91H183V96H182ZM198 91H200L201 93L198 92ZM224 91H225V93H224ZM229 91H230L232 94H231ZM236 91L238 92V95H239V96L237 95V92H236ZM239 91H240V92H239ZM261 91H262V92H261ZM134 92H135V94H134ZM136 92H137L138 94H137ZM145 92H147L148 94H145ZM159 92H161V93H160L161 95H162V93H164V95H162V100H165V99H166V100H170V101H169V102H168V101H167V102H166V101H165V102L162 101L161 98H160L161 95H159ZM185 92H186V93H185ZM210 92H211V94H210ZM222 92H223L224 94H222ZM226 92H228L230 95H229L228 93H226ZM235 92H236V93H235ZM248 92H249V93H248ZM258 92H259L260 97H262V98H259V97H258L259 95L256 94V93H258ZM125 93H126V94H125ZM127 93H128L129 95H128ZM169 93H170V94H169ZM175 93H177V95H176ZM184 93H185V94H184ZM203 93H204V94H203ZM233 93H235V94H233ZM260 93H262V95H261ZM131 94H132V95L134 94V95L132 96ZM140 94H141V95H140ZM144 94H145V95H144ZM150 94H151V95L153 94V96H150ZM165 94H166V95H169L170 97H169V96H165ZM179 94H181V95H179ZM187 94H189V95L187 96ZM197 94H198L199 97H197ZM199 94H203V95H199ZM227 94H228V95H227ZM100 95H101V94H100ZM121 95H122V96H121ZM130 95H131V96H130ZM137 95L140 96V97H138L139 99H137ZM192 95H193V96H192ZM195 95H196V96H195ZM205 95H206L207 97H208V96H211L210 99H208L209 97H208V98L205 97ZM234 95H235V96H238V97H235V98H234ZM256 95H257V96H256ZM119 96H120V97H119ZM135 96H136V98H135ZM141 96H142V97H141ZM144 96H145L146 98H144ZM171 96H173L174 98L171 97ZM178 96H179V98H177ZM201 96H202V98H201ZM242 96H243V97H242ZM246 96H247V95H246ZM254 96H256L257 99H255ZM118 97H119V98H118ZM121 97H123V98H121ZM127 97H128V98H127ZM133 97H134V100L132 99ZM147 97L149 98V101H147V99H148ZM150 97H151V98H150ZM164 97H165V99H163ZM167 97H169V98L167 99ZM187 97H189V98H187ZM193 97H194V99H192ZM216 97H217V98H216ZM140 98H141V100H140ZM143 98L145 99V103H146L147 105L149 104V106L145 105V103H144V99H143ZM172 98L175 99L176 101L173 100ZM190 98H191L192 100H191ZM203 98H204V99H203ZM211 98H212V99H211ZM224 98H225V99H224ZM231 98H232V99H231ZM237 98H238V99H237ZM239 98H240V99L243 98V99H242V100H239ZM246 98H247V100H246ZM258 98H259L260 100H258ZM117 99H118V101H117ZM152 99L155 100V101L152 102ZM195 99H197V100H195ZM201 99H203V101H202ZM216 99H217V100H216ZM222 99H223V100H222ZM129 100H130V101H129ZM137 100H138V101H137ZM139 100H140V101H139ZM142 100H143V101H142ZM194 100H195V106L193 107V105H194ZM199 100H201V101H200L201 104L198 102ZM205 100H206V101H205ZM207 100H208V101L210 100V106H209V103H207ZM227 100H228V101H227ZM231 100H232V101L234 100L235 103H236L235 100H238V101H237V104H236L237 106L235 105L236 108L233 106L235 103H233ZM253 100H254V101H253ZM256 100H258V102H256ZM261 100H262V103H261ZM126 101H127V102H126ZM159 101H160V102H159ZM204 101H205V103H204ZM211 101H212V104H211ZM224 101H225V102H224ZM229 101H230V102H229ZM239 101H240V103H239ZM243 101H244V102L246 101L247 103H249V104H247V107H245L246 102H245V103H241V102H243ZM250 101H251V100H250ZM259 101H260V103H259ZM122 102H121V103H122ZM130 102H131V103H130ZM135 102H136V103H135ZM148 102H149V103H148ZM150 102H151V103H150ZM155 102H156V103L159 102V103H158L157 105H155V104H156ZM162 102H164V104H163ZM171 102H172V103H171ZM196 102H197V103H196ZM215 102H216V103H215ZM220 102L218 101V104H219ZM227 102H228V103H227ZM254 102H255V103H254ZM140 103H144V104H140ZM154 103H155V104H154ZM166 103H168L169 105L166 104ZM198 103H199V104H198ZM206 103L208 104V106H207ZM213 103H214V105H215V104H216V105L213 106ZM229 103H230V104H229ZM251 103H252V105H254L253 107H255L253 110L256 109L255 112H254L253 110H251V107H252V106H251ZM256 103H257V105L255 106ZM258 103H259V106H258ZM139 104H140V105H139ZM151 104H152V105H151ZM160 104H161V106H158V105H160ZM196 104H197V105H196ZM222 104H223V105H222ZM226 104H227L228 108L231 109V111L234 109V112H235V113L229 111V109H227ZM231 104H232V105H231ZM239 104H240V105H239ZM242 104H245V105H242ZM260 104H262V105H260ZM211 105L215 108L216 112H215V110H214L213 108L211 109V107H212ZM230 105L232 106V108H233V107H234V108L232 109V108L230 107ZM241 105H242V106H241ZM249 105H250V106H249ZM139 106H140V107H139ZM162 106H163V107H162ZM197 106H200V107H197ZM203 106H204V107H203ZM216 106H218V107H216ZM225 106H226V109H227L226 111H227L228 113H224V110H225L224 107H225ZM240 106L243 107L242 109H244V110H242V109L240 108ZM260 106H262V107H260ZM154 107H155V108H154ZM156 107H157V108H156ZM158 107H160V108H162V109H159ZM165 107H164V108H165ZM205 107H206V108H207V107H208V108L210 107V108L207 110V109H204ZM248 107L250 108V111H249ZM253 107H252V108H253ZM258 107H259V109L262 108L263 111L261 112V110H259ZM107 108H109V107L107 106ZM147 108H148V109H147ZM149 108H150L152 111H155L156 113H154V112L152 113V111H151ZM152 108H154L155 110L152 109ZM197 108H198V109H197ZM200 108H201V109H200ZM222 108H223L224 110H223ZM238 108H240V110H242V113H243V114H244V112L246 111L245 109L247 108V110H248L249 112L247 111L248 113H246V114H248V116H247L246 114H244L243 116L246 115L247 117L245 116L244 118L241 119V117H243V116H241L242 113H241V111L239 112ZM156 109H157V110H156ZM165 109H167V107H166ZM165 109H164V110H165ZM193 109H194L195 112L193 111ZM203 109L206 110V111H205L206 113L203 114V115H205V116H204L205 119L201 117V116H203L202 113H204V110H203ZM210 109H211V110H210ZM235 109H236V111H235ZM257 109H258V110H257ZM144 110L146 111L147 115L144 113V112H145ZM147 110H148V111H147ZM196 110H198V111H196ZM202 110H203V112H201ZM209 110H210V111H209ZM221 110L223 111V113L221 112ZM237 110H238V111H237ZM150 111H151V112H150ZM217 111H218V112H217ZM252 111H253L254 113H256V114L254 115V113H253ZM193 112L195 113L194 116H193ZM197 112H198V113H197ZM200 112H201V114H200ZM208 112H209V114H207ZM211 112H212V113H213V112L216 113V114L213 113V114H214V115L212 116L213 120H214V119L216 120L217 117H218V118H221V116H222L221 114H225V116L223 115V116H224V119H223V116H222V120L220 119V120H221L220 123H221L222 126H223V122H222L223 120H225V121H224V126H225V122H227L226 125L228 124V127L225 126V128L221 126V127L224 129V132H223V129H221V127H218V126H217V125H219V123L217 122V121H219L218 119H217V121H216L217 123L215 122V120H214V122H213L212 118L210 117V115H212ZM236 112H239V113L237 114ZM250 112H251V113H250ZM257 112H258V113H257ZM259 112H261V113H259ZM142 113H143V114H142ZM196 113H197V116L199 115V119H198V117H196ZM229 113H230V114H229ZM233 113H234V114H233ZM252 113H253V115H254V118H253V116H252ZM148 114H149V115H148ZM217 114H220V117H219V115H217ZM226 114H229V116H228L229 118H228V117L226 118V116H227ZM235 114H237V116H239V119H238V117L236 116V119H238V120H239L238 122H240L239 125H238V122H237V121H236L237 123L234 121V119H235V118H234V117H235ZM200 115H201V116H200ZM206 115H207V116H206ZM208 115H209V116H208ZM230 115H231V116L233 115L234 117H233V116L230 117ZM258 115H260V116H258ZM146 116H147V117H146ZM214 116H215V118H214ZM216 116H217V117H216ZM249 116H251V117H249ZM257 116H258V117H257ZM145 117H146V118H145ZM149 117H150V118H149ZM190 117H191V119H190ZM192 117H194V118H192ZM195 117H196V120H195ZM200 117H201V118H200ZM207 117H208V118H207ZM206 118H207V120L211 119V121L209 120L208 123H207V122H206V121H207ZM231 118H232L233 120H232ZM247 118H248V119L250 118V119H252V120L250 121V120H248ZM256 118H257V120H258V121L256 120L257 122L253 120V119H256ZM187 119H188L190 122L187 121ZM200 119H201L202 123H200L201 121H198V120H200ZM203 119H204V120H203ZM226 119H227V120H226ZM236 119H235V120H236ZM240 119H241V120H240ZM134 120H135V122H134ZM191 120H192V121H193V120L196 121L195 124H194V122H193L194 126H193V124L191 123V122H192ZM205 120H206V121H205ZM228 120H229V121H228ZM230 120H231L232 122H231ZM242 120H243V121H242ZM197 121H198L199 123H197ZM248 121H250V122H248ZM253 121H254V122H253ZM259 121H260V123H259ZM203 122H204V124H203ZM205 122H206L207 124H206ZM212 122H213V123H212ZM230 122H231L232 124H231ZM244 122H248V123H246L247 125H246ZM261 122H262V123H261ZM189 123H190V124H189ZM210 123H212V125H213L214 123L216 124V128H218L219 130L216 129V128H214V130H215V129H216V131L218 130V132H217L218 134H217L216 132L213 133V131H214L213 129L211 130L212 132L210 133L211 136L208 134L209 132H208V133L206 132V131H210L209 129H210L211 126H212V125L210 126ZM229 123H230V126H229ZM233 123H234V126H235V127H232ZM241 123H243V124L246 126V128H245V126H244L243 124H241ZM249 123L252 124V125H251V126H252V129H251ZM258 123H259V125L261 124V125H260V128H261V129H259V125H258ZM184 124L182 125L183 127H184ZM186 124L189 125V126H187ZM198 124H199V125H198ZM205 124H206V125H205ZM208 124H209V125H208ZM240 124H241V125H240ZM253 124H255V125H254L255 127L257 126V130H256V128L253 127ZM131 125H130V126H131ZM203 125H205L206 127H204ZM195 126H197V128H196ZM202 126H203V128H202ZM207 126H209L210 128H207ZM219 126H220V125H219ZM236 126H237V127H236ZM239 126H240V127L243 126V128H240V129H239ZM263 126H264V125H263ZM138 127H140V128L138 129ZM194 127H195V128H194ZM213 127H215V126H212V128H213ZM229 127H231L230 130H232V128H233L234 132L237 131V133H234L233 131H230V132L234 135V137H233L232 134L228 133V132H229ZM249 127H250V128H249ZM198 128L201 130L200 133H199L200 130H198ZM201 128L204 129V130H206V131L202 130ZM235 128H236V129H239V130H236ZM248 128H249V129H248ZM253 128H254V129H253ZM182 129H183V131H181ZM191 129H194V130H191ZM226 129H227L228 131H227ZM241 129H242V130H241ZM247 129L250 130V131L246 132ZM258 129H259V130H258ZM195 130H196V131H195ZM243 130H244L245 132H241V131H243ZM253 130H255V132L257 131L258 134H257V132H256V133H255V132L253 133ZM175 131H173V132L175 133ZM185 131H186V133H187L188 131H190V132L187 133V135H190V137L187 136V135L185 134ZM192 131H193V132H192ZM197 131H198V132H197ZM203 131H204L205 133H204ZM191 132H192V134H193L194 132H196V133H194L195 135H194V134L192 135ZM219 132H220V133H219ZM222 132H223V133H222ZM249 132L253 133L254 135L251 134V133L249 134ZM260 132H261L262 134H261ZM198 133H199V134H198ZM201 133H203V135H201ZM206 133H207V134H206ZM212 133H213V135L216 134L215 137L212 135ZM221 133L223 134V136H224L225 138H226V137L228 138V140H227V138L225 139L223 136H220L221 139H223L221 143L224 142V143H223L224 145L222 144V146L219 145V144H220V141H221L219 135H220ZM226 133H228V134H226ZM138 134H139V135H138ZM242 134H243V135H246V136H247V137H246L247 139H246L245 136H243ZM255 134H256V136H255ZM140 135H141V136H140ZM179 135L186 139V140H184V143H186L185 146H184L183 142L181 143V141H182L183 139H182ZM198 135H199V136H200V135L202 136V137L200 136L201 138L198 137V139H199V141H201V142H202V140H203V143H204V144H203V147H202V145H201V146H199V145L197 146L198 141L196 140V139H197L196 137H197ZM205 135H207V136H206L207 138L204 137ZM208 135H209L210 137H209ZM225 135H226V136H225ZM231 135H232V136H231ZM235 135H236V136H235ZM249 135H250V138H248ZM252 135H253L254 139H256V140H255V141H256V144H257V145L259 144V146L255 145V143H254V139H251V138H252V137H251ZM259 135H260V138H259ZM261 135H262V137H261ZM132 136H133V134H132ZM177 136H179L178 138L181 139V140H179V139L177 138ZM217 136H218V137H217ZM230 136H231V138H229ZM139 137H141V139H142L141 142H142V143H139V142H138V140L140 141V138H139ZM187 137H188L189 139L192 137L191 140H190V142H189V140H188V142H187V139H188ZM203 137H204V138H203ZM212 137L214 138V140H213ZM216 137H217L218 139H215ZM235 137H236V139H235ZM242 137H243V138H242ZM255 137H256V138H255ZM136 138H137V139H136ZM138 138H139V139H138ZM168 138H169L170 140H169ZM194 138H195V140H196L197 142L194 140ZM257 138H258V141H259V142H260V140H263V141L259 143V142L257 141ZM261 138H262V139H261ZM165 139L168 140V144L171 145V147L168 146V144L166 143L167 141L165 142ZM176 139H177L179 142L176 141ZM200 139H202V140H200ZM211 139L213 140V143H214V144H218V145H219V148H218V149H217V146H218V145H217V146L212 145V141H211ZM237 139H238L239 141H237ZM248 139H249V141H248ZM250 139H251L252 141H250ZM130 140H131L132 142H131ZM171 140L174 141L175 144H174V142H172ZM204 140H205V141H208V143H209V141H211V142H210L209 145L207 146L208 143H207V142L205 143ZM216 140H217L218 143H216ZM226 140H227V141L234 140L237 144H235L234 141H233L234 143H233L232 141H230L231 143L229 142V146H228V142H227V144H226ZM242 140H243V142H242ZM125 141H126V142H125ZM129 141H130V143H129ZM144 141H145V142H144ZM170 141L173 143V145L170 144V143H171ZM214 141H215V142H214ZM240 141H241V143H240ZM246 141H247V143H246ZM163 142H164V143H163ZM192 142H193V143H192ZM194 142H195V143H194ZM201 142H200V144H201ZM238 142L240 143V147L238 146V145H239ZM250 142L254 143L255 146H254L252 143H250ZM125 143H127V144H125ZM128 143H129V144H128ZM165 143H166L167 145H166ZM179 143H180L182 146H184L182 152L185 151V153L187 152V154H188V152H189V154H190L191 152H193V154L191 155V159H190V156H184V155H183L184 153L182 154V152L180 151V150L182 149V148H181L182 146H180L181 149L178 150V149H179L178 146L180 145ZM189 143H190V144H189ZM191 143H192V144H191ZM243 143H244L245 145L242 147ZM248 143H250V145H249ZM164 144L167 146V148L169 147V148L171 149V151H170V149H167L166 147H165V148L162 147V145L165 146ZM195 144H196V145H195ZM205 144H206V146H205ZM231 144H233V145H231ZM234 144H235V145H234ZM241 144H242V145H241ZM260 144H261V145H260ZM174 145H175V147H174ZM188 145H190V146L192 145V147H190V146H188ZM211 145H212L213 147H212ZM225 145H226V146H225ZM251 145H252V146H251ZM125 146H124V147L122 146V148L125 149ZM193 146H194V147H193ZM195 146L198 147V148H200V147L202 148V149H201V148L198 149L199 151L204 149V150H203V152H204V156H203L202 154L200 155V153H201L202 151H201V152H199V151L195 152V151H194ZM209 146H211V147L213 148V150L215 151V153H217V154H214V152H212V153H210V155H211V154H213L214 156L217 155V156H215V158H216V157H218V154H220V155H221L220 158L218 157V158L215 160V158H214L213 156H210V155H209V152H210V151H209V149H210ZM245 146H246V147L250 146V147L247 148L248 150L250 149L249 152L247 151V149H246ZM140 147H141V148H140ZM161 147H162V148H161ZM176 147L178 148L177 150L175 149ZM189 147H190V148H189ZM204 147L206 148V150H205ZM208 147H209V148H208ZM215 147H216L217 150L215 149ZM220 147H221V148H220ZM223 147H224V149H222ZM225 147H226V149H225ZM228 147H229V148H228ZM230 147H234V149H235V147H236V149H237V148H240V149H237V150L235 149L236 151H238V150L241 151V154H240V155L237 153V155H239V156H238L239 160H240L241 156H242L241 159L247 157L248 154H245V152L249 153V156H250V157L248 156V157H247L248 159L246 158L249 162L246 161V159H243V160L246 161V164L244 163L243 160H242L243 163H242L241 160H240V161H241L240 163H242V167H243V169L249 171V172L247 173L248 176H249L250 173L253 174V175H251L250 177H248V180H249L250 178H251L250 180H253V181H250V180H249V181H250V184H247V183H249V182H247V181H248V180H247V181H246L247 183H244L245 185H243V184L241 185V184H240L241 187H240V185L238 186V182L241 183V181H237V179H235V177H236L235 174L237 173V172H236V167L239 166V162H238V166H237V165L235 164V162H237V160H238V159H237V156H236V152H234L235 150L233 151V148L230 149ZM244 147H245V148H244ZM251 147H252V148H251ZM254 147H255V148H254ZM256 147H257V148L259 147L260 150H262L263 153H261V151L259 150V148L257 149ZM263 147H264V146H262V148H263ZM120 148H121V147H120ZM120 148H119V149H120ZM142 148H143V150H142ZM160 148L163 149L164 151H165V150H169V151H165V152H164V151L161 150ZM172 148H173V149H172ZM185 148H187L188 150H186ZM192 148H193V149H192ZM227 148H228V151H227ZM253 148L256 149V152L259 150L260 152H257V154L259 153L261 156H260L259 154L257 155L256 152L253 151ZM146 149L149 150L150 152H149V151H146ZM174 149L176 150V153H175V154H172L171 152H173ZM190 149L193 150V151H190ZM195 149L197 150V148H195ZM219 149H220V151L225 150V151H222V152H223V155H224L225 157H223L222 152H221V153L219 152ZM229 149H230V151H229ZM243 149H244V150L246 149L245 152H244ZM137 150H136V151H137ZM144 150H145V151H144ZM159 150H160V152L163 151V152H162L163 155L158 153ZM213 150L211 149V151H213ZM251 150H252V152H251ZM140 151H143V153H144V154H142V156L144 157V159H142L143 157L141 156V157H142L141 160L139 159V158H140V157H139V154L141 155V153H142V152L140 153ZM153 151H154V153H152ZM205 151H206V152H205ZM216 151H217V152H216ZM226 151L229 152V153H233V152H234V153H233V154H234V157L232 156L233 154H230V155H229V153L227 154ZM232 151H233V152H232ZM240 151H239V153H240ZM242 151H243V152H242ZM148 152H149V154L151 153V154H154V156H155L154 158H153V156H152V157L150 156V158H152V159H150V161L152 160L151 162L149 161V159H146V158H149V157H146L147 154H148ZM174 152H175V151H174ZM177 152H178V153H177ZM198 152H199V153H198ZM203 152H202V153H203ZM207 152H208V153H207ZM218 152H219V153H218ZM225 152H226V153H225ZM254 152H255V153H254ZM156 153H158L160 156L162 155L161 157H162L163 159L160 157L161 160L163 161L162 163H160L161 160H160V158L157 156L158 154H156ZM166 153H167V154H166ZM179 153H181V154H179ZM194 153H196L197 155L194 156ZM151 154H150V155H151ZM164 154L167 155L166 157H168V159H165V160H166V161H169V162H171V160H172L173 158H177V159H175V160H176V163H175V161H174V159H173L172 162L169 164L170 167H168V168L165 167V166H168V164H167V165L164 164V163H167L166 161L164 162V158H165V155H164ZM171 154H172V155H171ZM176 154H177V155H176ZM205 154H208L207 157H206L207 160H206V158H205ZM225 154H226V155H225ZM243 154H245V155H244L245 157H243ZM252 154H254V155L256 154L257 156H255V157H257V158H255ZM145 155H146V156H145ZM168 155H169L170 157H169ZM179 155H180V157H184V158H186L187 160H188V159H189V160H192L193 157H194V159H196V158L198 157V155H200V156L198 157V160H199V161L196 159L197 162H196V160H195V161H191V162L188 161V162H189V165L192 164L193 162H196V163H197V164L195 163L196 165L193 163L195 166H194V165H190V166H191V167H190V166L188 165V163H187V160L185 159V160H184L185 163H184V161L181 160V158L178 157ZM181 155H183V156H181ZM228 155H229V156H232L233 158L230 157L231 159H229ZM135 156H136V157L138 156V159H137ZM148 156H149V155H148ZM156 156H157V157H156ZM196 156H197V157H196ZM251 156H252L253 159L256 161V162H255V161L252 159V160H253V163H255V164L252 163V160H251L252 157H251ZM258 156H260V157H258ZM200 157H201V159H199ZM202 157H204V158H202ZM222 157H223V158H222ZM235 157H236V159H235ZM155 158H156V159L158 158L157 160H160V161H157V162H159V163H158L159 166H160V164H162V166H160L159 168H162V170H164L163 173H162V170L158 168V170L161 171V172L159 171V175H158V177L161 176L162 179H160L161 177H160V178H157L158 170H156V171H155L156 173H154L155 175H153L154 178H153V179L151 178L150 181H149V182L147 183V185H146V188H147V187L149 188V187H150L149 185L151 184V185H152V186H151V187H152V190H155V191L157 190L156 192L154 191L156 194L153 193V192H151V190H150L151 187H150L149 189L147 188L149 191H147L146 189H145V190H146L147 192H151V193L153 194L154 197L156 196L155 198L157 199V201L159 202V204L163 205V207L166 206V207H164V208H165V210H167V214H166V211H165V210H164V212H162L163 207H162V209H160V212H157L155 209L157 208L158 205H157L156 207L154 206V205H156L155 203H157L156 199H155L154 197H152V194H151V193H150V195H151L150 197H152V198H147V197L149 196V193H147V192L143 189V188H145V186H144L143 188L140 187V186H138V184H137L138 181H137V183H134L136 177H138V176H142L143 173H145L144 170H141V169L139 168L140 165L142 166V164H144V160H145V163H146V165H145L144 167H145V168H148V167L151 168L152 165H153V166L156 165V164H155L156 162H153V161H154L153 159H155ZM171 158H172V159H171ZM211 158H214V162H216V164L213 163V161L210 163V160H209V159H211ZM221 158L224 159V160H221ZM225 158H226V160H225ZM259 158H260V159H259ZM156 159H155V161H156ZM179 159H180V160H179ZM202 159H205V160H202ZM219 159H220V160H219ZM232 159H233V161H232ZM249 159H250V160H249ZM256 159H257V160H256ZM261 159H262L263 161H262ZM134 160H137L136 162H137V163H138V162L140 163V164L138 163V164H139L138 167H136L138 164L136 165V164H135L136 162H135ZM147 160H148V161H147ZM200 160H202V161H206L207 163H206V164H205V163L202 164V162H201ZM208 160H209V162H208ZM212 160H213V159H212ZM217 160H218V161H217ZM230 160H231V161H230ZM239 160H238V161H239ZM140 161H143V163H141ZM178 161H181V162L178 163ZM220 161H226V163H225V162L220 163ZM227 161H228V162H232V163L234 162V163H233V164H232V163L227 164ZM257 161L260 162V163H262L263 165L260 166V163L258 164ZM149 162H150L151 164H149ZM152 162H153V163H152ZM169 162H168V163H169ZM182 162H183V164H186V163H187V164L184 166V165H182ZM198 162H199L200 166H198V165H199ZM250 162H251V165H252V166L254 165V166L256 167V168H255V167L253 166L255 172H256V169H257V167H258V169H257V172H258V173H257V172L255 173L254 171H252L253 168H249V167H251ZM147 163H148L149 165H148ZM174 163H175V164H178L179 166H178V165H174ZM218 163H219L220 165H219ZM154 164H155V165H154ZM158 164H157V165H158ZM171 164H173V167H171ZM201 164H202L203 166H201ZM208 164H210V165H208ZM211 164H212V165H211ZM225 164H226V165H225ZM243 164H244V165H243ZM248 164H249L250 166H249ZM256 164H257V166H256ZM181 165L183 166L182 168L184 169V173H181V171L183 170V169H181ZM229 165H230V167H229ZM231 165H232V167H235V168H233V169H234V171H235L236 173H233V172H234L233 169L231 170V168H232ZM247 165H248V168H249L250 170L247 168ZM122 166H123V165H122ZM122 166H121V167H122ZM147 166H148V167H147ZM175 166H178L177 169L180 167V169H181L180 174L185 175V176H182V175H181L182 177H180V180H181L180 183H181V182H185V181L187 182L186 179H185V180H182V179H184V177H186V178H190V180H192L193 182H191V181L188 179V182H187V183H188V187H190V189H189L188 187H186V188L182 187L181 190H180L179 188L182 186V185H181L182 183L178 185V184H177V182L179 183V181H178L179 179H178V180L176 181V184L178 185V187H179V186H180V187L178 188V187L176 186V188H177L178 191H179L178 193H180V191L183 190V191L181 192V194H179V196H182V200H179L181 197L179 198L178 195H175V196H177V197H175L176 199H174L175 201L173 202V200H172L173 198H171V199L169 198V200H168V197H171L172 193H173L172 196L174 197V193L176 192L177 189H176L175 187H174V188H171V189H176V190L174 191V190H171L170 187H168V186H169V181L172 180L171 178L174 177V176H173L174 174H173V172H171V169H173L172 171L176 170L177 173L179 174V170H180V169L177 170ZM186 166H187V169L185 168ZM206 166H208L207 169H209L210 171H212L214 174H213L212 172H208L209 170H208V171L206 170ZM209 166H210V167H209ZM240 166H241V164H240ZM240 166H239V167H240ZM244 166H245V167H244ZM262 166H263V167H262ZM125 167H123L124 170H125ZM188 167L193 168V170L190 169V168H188ZM197 167H198V168H197ZM201 167H203V168L205 167V168L203 169V168H201ZM215 167H216V169H215ZM222 167H223V168H222ZM224 167H225V168H226V167H227V168L229 167V168H228V169L226 168V169H227V170H226V169H224ZM239 167L237 168V170L240 172L241 168H240V170H239ZM260 167H261L262 169H260ZM141 168L144 169L143 167H141ZM165 168H166V169H165ZM194 168L198 169L199 172L196 171V169H194ZM200 168H201L202 170H205L204 173H202L203 171H202ZM218 168H219V169H218ZM221 168H222V170H223V173H221V172H222V171H221ZM123 169H122V170H123ZM137 169H139V170H137ZM148 169H149V168H148ZM148 169H146V170H148ZM185 169H186V171H185ZM189 169H190V170H189ZM212 169H213V170H212ZM214 169H215V172H214ZM217 169H218V170H217ZM259 169H260V171H262V172H260ZM165 170H166V171H165ZM187 170H188V171H187ZM134 171H135V172H134ZM141 171H142V173H141ZM143 171H144V172H143ZM169 171H170V172H169ZM176 171H175V172H176ZM194 171H195L196 173H199V174H197V178H195V177H196V174L193 173ZM201 171H202V172H201ZM226 171H228V175H227V176H230L231 179L234 178V180L236 181V183H235L234 181H233V182L230 181V182H229V185H228V186H230V188L233 187L231 191H233V189H234V191H233L232 193L228 194V192H227V191H228V189H227L228 187H227V188L225 187L224 190H226V189H227V190L224 191V192H225V193L227 192V195H228V196L225 194L226 196H225V195L223 196L222 201H221L220 199H216V200H218L219 202L216 201L215 199H211L212 201H213V200H215V201H213L212 204H211V203H208L209 206H207L208 204H206V203H207L208 201H207V199L205 198V200H204L203 202H205V201H207V202H205V206H204V203H202L201 200L204 199V197H205V194H204V193H205V192H203L204 190L199 189V188H200L199 186L203 184V183H201L202 181H201V179L199 180V178H200V177L202 178V175H203V176H204L203 180H205V178H207L205 181H207L208 179H209V181H210V179H211V180L214 179L213 175L216 174V175H215V178H217V176H218V179H219V177H221V174H222V175H223V174H227V173H225ZM232 171H233V172H232ZM247 171H246V172H247ZM251 171H252V172H251ZM112 172H114V174H115V173L118 174L117 177H116V174L113 176ZM136 172H137V173H136ZM164 172H166V173H164ZM189 172H190V174H189ZM206 172H207V173H206ZM239 172L237 173V175H239ZM131 173H132V174H131ZM167 173H168V174H167ZM171 173H172L173 175H171ZM191 173H192V174H191ZM205 173H206L207 175L209 174V175H210V176H209L210 178H209L207 175H204ZM232 173L234 174V176L232 175ZM162 174H164V176H163ZM169 174H170V177H171V178L168 177ZM193 174H195V176H193L194 178L191 177ZM200 174H202V175L200 176ZM212 174H213V175H212ZM219 174H220V176H219ZM229 174H231V175H229ZM109 175L112 176L115 180H112V179H111V180H112V182H111V180H109V179L111 178ZM122 175H121V176H122ZM134 175H135V177H134ZM165 175L168 177L169 180L167 179V177H166ZM187 175H188V176H187ZM189 175H191V176H189ZM132 176H133V177H132ZM172 176H173V177H172ZM178 176H180V175H178ZM199 176H200V177H199ZM252 176H253V179H252ZM108 177H109V178H108ZM119 177H120V178H119ZM125 177H126V178H125ZM131 177H132V178H131ZM198 177H199V178H198ZM223 177H226V176L224 175ZM258 177H259V176H258ZM261 177H262L261 179L264 180V178H263V177H264V174H263V176H261ZM117 178H118V179H117ZM130 178H131V180H128V179H130ZM134 178H135V179H134ZM164 178H166V180H168L167 182H165L166 184L163 183L164 180H165ZM177 178H178V177H177ZM177 178H176V179H177ZM181 178H182V179H181ZM192 178H193V179H192ZM119 179H120V180H119ZM126 179H127V181H126ZM132 179H133L134 181H133ZM154 179H156V180H154ZM158 179H159V180H158ZM163 179H164V180H163ZM218 179H214V181L217 182ZM255 179H257V180H255ZM136 180H137V179H136ZM138 180H139V178H138ZM157 180H158V183H157ZM160 180H161V181L163 180V181H162V182H159ZM166 180H165V181H166ZM197 180H198L197 184H200V185H199V186L196 185V186H197V187H196L195 185H193V183L196 184L194 181H197ZM123 181H124V182H123ZM130 181H131V182H130ZM152 181H153V182L155 181L156 183H155V182H154V183H155L156 185H155L154 183H152ZM209 181H208V183H209ZM212 181H213V180H212ZM214 181H213V182H214ZM256 181H257V182H256ZM121 182H123L125 185L127 184V182H129L130 184H129V186H128V185L125 186V185H123V183H121ZM125 182H126V183H125ZM132 182L134 183V185H132V184H133ZM135 182H136V181H135ZM213 182H211V183H213ZM252 182H253V183L255 182V183H254L253 185H251ZM113 183H115V184H113ZM117 183L119 184L120 187L117 185ZM120 183H121V185H120ZM131 183H132V184H131ZM161 183H163V184H161ZM167 183H168V184H167ZM190 183H191V184H190ZM206 183H207V182H206ZM211 183H209V184H211ZM67 184L69 185V182H68ZM110 184H111L112 186H110ZM135 184H136V187H134ZM231 184L233 185L232 187H231ZM116 185H117V186H116ZM122 185H123V186H122ZM130 185H131V187L133 186V187H132L133 189L130 187ZM153 185L155 186L154 188H153ZM159 185H160L161 187H160ZM163 185H165V187H164ZM192 185H193V187H192ZM248 185H250V187H248ZM114 186H116V188H115ZM121 186H122V187H121ZM234 186H235V187H234ZM244 186H247V187H248V190H247V188H245ZM256 186L253 187V188H255L254 190H258V189H256V188H258V186H257V187H256ZM127 187H129V188H127ZM159 187H160V188L163 187V188L160 189ZM194 187H196V188H194ZM201 187H202V186H201ZM238 187H239V188H238ZM242 187H243V188H242ZM117 188H118V189H117ZM119 188H122V189H121L122 191H118ZM123 188H125V189H123ZM130 188H131V189H130ZM135 188H136V190H135ZM137 188H138V191L141 192L140 194H139V192L137 191ZM140 188H142L143 190H142V189L140 190ZM155 188H156V189H155ZM157 188H158V189H157ZM187 188H188L190 191L188 190V192H185V191H187ZM230 188H229V189H230ZM240 188H241V189H244V188H245L246 191H245V189H244V191H243V190H241ZM253 188H252V189H253ZM126 189H127V190H130V191H132V192L129 191V193H128V191H127ZM165 189H166V190H165ZM185 189H186V190H185ZM194 189H195V191H198L197 193H199V190H200V192H201V190H202V192L200 193V196H199V194H198V195H197V194L194 195L195 193H193V194L191 195V191H193ZM239 189L241 190L240 194L238 193V191H240ZM124 190H125V193H124ZM159 190H160V191H164V192L169 191L170 195H169V193H168L169 196L167 197V196L165 195V194H167V192H166V193H164V195L161 194V196H160V193H163V192H160ZM170 190H171L172 192H171ZM133 191H136V192H138V193L133 192ZM143 191H144V192H143ZM231 191L229 190V192H231ZM242 191H243V192H242ZM122 192H123V193H122ZM142 192L144 193V195H143ZM183 192H184V193H183ZM189 192H190V193H189ZM193 192H194V191H193ZM133 193H135V194L133 195ZM178 193H176V194H178ZM187 193H189L190 195L187 194ZM202 193H203V194H202ZM233 193H234V194H233ZM235 193H236V194H235ZM127 194H128V195H127ZM138 194H139V195H138ZM145 194H147L148 196L145 195ZM185 194H186V195H185ZM231 194H233V195H231ZM249 194H250V193H249ZM122 195H123V196H122ZM125 195H126V197H124ZM129 195H130V196H129ZM131 195H133V197H132ZM137 195H138V196H140V195L146 196L145 198H147V199L143 198L142 196L139 198V197H137ZM158 195H159L160 197H159ZM188 195H189V196H188ZM193 195H194V196H193ZM201 195H202V196H201ZM229 195H230V199H231L232 201H231V200L229 201V199H228V198H229ZM234 195H235V196H234ZM236 195H239V196H236ZM240 195H241V196H240ZM127 196H129V197H127ZM135 196H136V197H135ZM157 196H158L159 198H157ZM164 196H165V197H164ZM185 196H188V197H189V198L186 197V198L188 199V202L190 201L189 199L192 200V198H193V200L191 201V203L189 202V205H190V204L194 205V204H193V203H195L194 201H199V202H201V204H199V202H198V204H199L198 206H199V207H198V206H194L195 208L198 207V210H197V208H196V212H195V214H193V212L195 211V208H194L193 206H192V208H194V209L192 210V208H190L191 205H190V206L185 205V204L187 203V200L185 199ZM190 196H191L192 198H191ZM195 196H198V197H195ZM232 196H234V197H232ZM162 197H163V198H162ZM183 197H184V198H183ZM202 197H203V198H202ZM224 197H226V198H224ZM227 197H228V198H227ZM246 197H247V196H246ZM128 198H129V199H128ZM131 198H132V199H131ZM136 198H137L136 201H137V203H139V204L136 203V201H135ZM138 198L141 199L142 201H139ZM153 198H154L155 200H154ZM160 198H162V200H164V201L160 202V201H161ZM164 198H165V199H164ZM166 198H167V201H166ZM196 198H197V199H198V198H199V199L202 198V199H201V200H197ZM243 198H244V199H243ZM254 198H258V197H253V199H254ZM125 199H124V201H126ZM148 199H149V200H150V199H153L152 202H151L152 205H153V207H151V208H149V209H147L146 207H142V202L144 203V201H145V200L148 201ZM158 199H160V200H158ZM195 199H196V200H195ZM224 199H225L226 201H225ZM237 199H238V200H237ZM259 199H260V198H258V200H259ZM131 200H132V201L134 200V201L131 202ZM143 200H144V201H143ZM170 200H172V201L170 202ZM183 200H186V201H185V202H186L185 204H184V201H183ZM211 200H209V202H211ZM239 200H240V201H239ZM243 200H244V202H243ZM247 200H249V201H248V204H250L249 202H250V200H252V199H247ZM255 200H257V199H255ZM263 200H264V197L262 198V201H263ZM153 201H154V204H153ZM155 201H156V202H155ZM181 201H182V202H181ZM228 201H229V202H228ZM235 201H236L237 203H236ZM262 201H260L259 204H261ZM164 202H165V204H168V205L163 204ZM172 202H173L174 204H172ZM179 202H181V203H179ZM192 202H193V203H192ZM215 202H216V203L218 202L219 204H216ZM222 202H224V203H222ZM241 202H242L243 204H242ZM140 203H141V204H140ZM170 203H171V204H170ZM176 203H178L177 206L180 204V206H178V207H179L178 209H177V208L174 209V207L176 206ZM213 203H214V204H213ZM220 203H221V204H220ZM225 203H226V204H225ZM227 203H229V204H227ZM182 204H184L185 206L182 205ZM187 204H188V203H187ZM223 204H224V207H222ZM236 204H237V205H236ZM262 204H264V201L262 202ZM262 204H261V205H262ZM130 205H131V206H130ZM138 205L140 206V208H138V209H140V210H138V209L136 208V207H138ZM170 205H172V206L175 205V206L172 208ZM196 205H197V204H196ZM210 205H211L212 207L214 206L215 208H213V209L210 208V207H211ZM169 206H170V208H168ZM177 206H176V207H177ZM182 206H183L184 208H183ZM187 206H188L189 209H186ZM200 206H201V207H200ZM203 206H204V207H203ZM219 206H220V207H219ZM225 206H226V207H225ZM233 206H234V207H233ZM185 207H186V208H185ZM228 207H229V208H228ZM145 208H146V210H148V211H147V214H148V212H151V213H149V214L147 215V214H146V210H145ZM171 208H172L173 211H172V210H169V211H168V209H171ZM181 208H183L182 211H183V210H186L187 212H189L190 210L193 211V212L190 211L188 214H187L185 211L183 212L184 214L186 213L185 216H183V219H184V218H188V219H185L186 221L188 220L187 223H186V221H185V222H182V221H183V219L181 218V216L183 215L182 211H181L180 215H179V212H178V214L176 213V212L179 211ZM200 208H201V210H200ZM203 208H204V209H203ZM221 208L223 209V211H226L227 209H226V210H224V209H225V208H228L229 211L223 212ZM235 208H236V210H235ZM135 209H137V212H136ZM143 209H144V210H143ZM142 210H143V212H140V213H142L144 216H143V215H140V213H139V211H142ZM151 210H152V211H151ZM153 210H154V211H153ZM174 210H175V211L177 210V211L175 212ZM188 210H189V211H188ZM218 210H219V213H218ZM231 210H232V211H231ZM133 211H135V213H133ZM155 211H156V212H155ZM170 211H171V212H170ZM230 211H231V212H230ZM263 211H264V209H263ZM152 212H155V213H153V214H157V215H155L156 217L152 214ZM161 212H162V215H160ZM173 212H175V213H173ZM191 212H192V213H191ZM222 212H223V214H222ZM235 212H236V213H235ZM158 213H159V216H158ZM190 213H191V214H190ZM244 213H245V212H244ZM118 214H120V212H119ZM151 214H152V215H151ZM169 214H170V215H169ZM175 214H176V215H175ZM198 214H199V213H198ZM204 214H205V213H204ZM204 214H203V215H204ZM224 214H225V215H224ZM145 215L148 216V217L151 216V217H153V218H151V217L148 218V217H146ZM172 215H174L175 218H176V217L178 218V216H180V218H181L182 221H181V220H178L179 218H178V219L176 218L178 221H176L175 219L172 221V220H171V219H173V216H172ZM177 215H178V216H177ZM186 215H187V217H186ZM188 215L191 217V221H190V218H189ZM192 215L196 216V218H195L194 216H192ZM227 215H228V216H227ZM235 215H232V216H235ZM133 216H132V217H133ZM157 216H158V217H157ZM166 216H167V217H166ZM171 216H172V217H171ZM263 216H264V215L260 216V217L258 218V220H257V219H256V220L254 219V220L252 221V224H253V225H251V223L249 224V222H244V224H245V225L243 224L244 227H242V229H239L240 232H239V230H238L237 232H238V233H242L241 230H248V229L253 228L252 226L257 225L258 221H261ZM144 217H145V218H144ZM154 217H155V218H154ZM159 217H160V218H159ZM162 217H164V218H162ZM170 217H171V218H170ZM193 217L195 218V220H192ZM222 217H223V219H222ZM227 217H228V218H227ZM146 218H147V219H146ZM161 218H162V219L167 218V219H165V220H168V218H169V220L166 221V222H162V221H165V220H162ZM225 218H226V219H225ZM260 218H261V219H260ZM138 219H139V220H138ZM144 219H145V220H144ZM149 219H150V220H149ZM151 219H152V220H151ZM153 219H154V220H153ZM155 219H156V220H155ZM158 219H159V221H158ZM160 219H161V220H160ZM218 219H217V220H218ZM259 219H260V220H259ZM147 220H148L149 222L154 221L155 223L152 222V223H151L152 225H151V224H149V222H148ZM196 220H197V222H196ZM215 220H216V219H215ZM217 220H216V221H217ZM230 220H231V221H230ZM171 221H172V224H174V225H173L174 228L176 227V229L178 230L177 235L179 234L178 236L175 235V233H176L177 230H175V229L172 228V229H173V236H175V237H176V236L179 237V239L176 237V240H177V241H178V240H180V241L182 240V241H183V243L181 242L183 245L180 243V241H178V242L176 241L177 245L179 244L180 246H182V248H180L179 245H178V246L176 245V243L174 242V240H175L174 238H175V237L173 238L172 233H169V232H172L171 227H170V226H172V224L169 223V222H171ZM174 221H175L176 224L173 223ZM189 221L191 222L190 225H189ZM193 221H195V222H193ZM216 221H213V222L211 221V222L214 224V223H216ZM229 221H230V222H229ZM167 222H168L169 224H168ZM178 222H179V225H178ZM180 222H182V223H181L182 225H180ZM211 222H210V223H211ZM223 222H224V224L222 225ZM225 222H226V223H225ZM254 222H256V223H254ZM159 223H160V224H159ZM162 223H165V225H163ZM166 223H167V225H166ZM184 223L187 224V225H189V226L185 225ZM212 223H211V226L213 225ZM139 224H140V223H139ZM157 224H159V225H157ZM183 224H184L185 226L188 227V228L186 227V231H190V232L192 231V232L189 233V232L184 231L183 229L180 230L181 227H184ZM236 224H238V223H236ZM162 225H163V226H162ZM168 225H169V226H168ZM175 225H176V226H175ZM198 225H200V223H199ZM205 225L207 226V224H205ZM214 225H215V224H214ZM226 225H228V226H226ZM229 225H230V226H229ZM143 226H145V225H143ZM143 226H142V227H143ZM157 226H158V227H157ZM165 226H167V228H166ZM177 226H178V227L180 226V228H178ZM206 226H205V227H206ZM225 226H226V227H225ZM246 226L248 227V229H247ZM142 227H141V228H142ZM159 227H160V228H159ZM161 227H163V230L165 229V230L163 231L164 233L168 232L169 234L166 233L167 235H164V236H163V234H164V233H163V234L161 235V233H162V231H160V230H162ZM169 227H170V228H169ZM216 227H218V225H216ZM219 227H220V226H219ZM240 227H241V226H240ZM250 227H251V228H250ZM262 227H263V229H264V225H263ZM143 228H144V227H143ZM168 228H169V229H168ZM191 228H192V230H191ZM154 229H155V231H154ZM157 229L159 230V232H158ZM184 229H185V228H184ZM188 229H190V230H188ZM119 230H120V229H119ZM146 230H147V229H146ZM174 230H175V232H174ZM179 230L183 232V233H182V237H183V234H184V237H185V238L183 237V239H180V237H181V232H179ZM148 231H147V232H148ZM235 231H236V230H235ZM155 232H157L156 235H155ZM185 233H187V234H191V240H190V241H189L190 236H189V238H187L188 236L185 235ZM222 233H223V232H222ZM158 234H159L162 238H163V237L165 238L166 236L169 235V236H168L167 238H165V239H166V241L169 240L168 242H169V243L171 242L172 244L170 245L168 242H165V239H163V240H164V241H163L161 237H160L159 239H161L162 241L157 240V238H158V236H159ZM154 235H155V236H154ZM157 235H158V236H157ZM236 235H238V234H236ZM156 236H157V237H156ZM170 236H171V238H169ZM192 236H193V237H192ZM168 238H169V239H168ZM186 238H187V239H186ZM170 239H171L172 241H170ZM173 239H174V240H173ZM185 239L188 240L190 243L187 242ZM145 241L149 242L150 244H148V243L145 242ZM158 241H160V242H158ZM184 241H186V242L188 243V244H187V243L185 242V243H186L187 250H186V247H185V245H184V244H185ZM139 243H138V244H139ZM145 243H146V244H145ZM167 243H168V244H167ZM213 243H214V242H213ZM138 244H137V245H138ZM147 244H148V245H147ZM165 244H166V245H165ZM189 244H192V245H189ZM127 245H128V246H127ZM134 245H135V244H133V246H134ZM163 245H164V248H165L166 251H165V250H163V251L161 250L162 252H160L159 247H160V249H163ZM167 245H168V247H169V245H170V247L168 248ZM173 245H174V247H172ZM187 245H188V246H187ZM193 245L196 246V248H195ZM123 246H124V243H123V245L121 246V248H122ZM126 246L128 247V248H127L128 250H127V249H124L125 247H123V249H124L123 252H120V253H123V255H124V253H125V255L123 256L122 254H121V255L119 254L120 258L123 257V258H121V259L127 258V256H129L131 253H133V254H134V253H135V254L137 253V255H138V254L140 253V251H143V250H144L143 247H140V248H139V245H138V248H137L136 245H135L134 247L137 248V249H133V250H135V252H134V251L132 250V248H131V250H130V247H131L132 245L126 244ZM129 246H130V247H129ZM133 246H132V247H133ZM156 246H157V245H156ZM175 246L178 247V248H175ZM189 246H191V248H193V249H190ZM192 246H193V247H192ZM199 246H201V245H199ZM214 246H215V247H214ZM166 247H167V248H166ZM171 247H172V248H171ZM184 247H185V248H184ZM213 247H214V248H213ZM141 248H142V250H141ZM150 248H149V250H148V253L144 250L145 253H142V254L150 255V254L152 253L151 255H153V254L156 255L157 253H156V252H153ZM173 248H174V249H173ZM179 248H180V250H179ZM194 248H195V250H194ZM212 248H213V249H212ZM217 248H218V250H217ZM138 249H139V250H138ZM167 249H168V250H169V249H172V250H169V251H170V253H169ZM177 249H178V250H177ZM181 249H182V250H181ZM189 249H190L191 251H190ZM211 249H212V254H211V255H213V254H214V255H217V254L220 252L219 247H218V246L216 247V245H214V244L211 246ZM126 250H127V252H126ZM129 250H130V253H129ZM137 250H138V251H137ZM146 250H147V249H146ZM176 250H177V251H176ZM192 250H193V252H192ZM132 251H133V252H132ZM150 251H152V252H150ZM164 251H165V252H164ZM179 251H181V252H183V253H181V252L179 253ZM184 251H186V252H185L186 254L184 253ZM188 251H190L191 253L188 252ZM213 251H214V252H213ZM216 251H217V253H215ZM187 252H188V253H187ZM127 253H128L129 255H127ZM155 253H156V254H155ZM135 254H134V255H135ZM142 254H141L142 258H144V257H145V258L148 257L147 255L145 256V255H142ZM160 254H157V255H160ZM184 254H185V255H184ZM187 254H188V255H187ZM126 255H127V256H126ZM131 255H132V254H131ZM131 255H130V256H131ZM176 255H177V256H176ZM214 255H213V256H214ZM125 256H126V257H125ZM130 256H129V257H130ZM187 256H188V257H187ZM213 256H210V258H212ZM118 258H119V257H118ZM120 258H119V259H120ZM121 259H120V260H121ZM175 261H176V259H175L174 262H173L174 264H176ZM205 261L208 262V260H205ZM209 263H210V262H209ZM207 264H208V263H207Z\"/></svg>", "mask_w": 264, "mask_h": 264}]
</instances>
